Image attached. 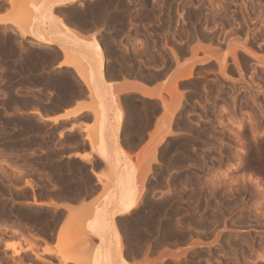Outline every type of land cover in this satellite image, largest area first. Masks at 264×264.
<instances>
[{"label":"rangeland","instance_id":"1","mask_svg":"<svg viewBox=\"0 0 264 264\" xmlns=\"http://www.w3.org/2000/svg\"><path fill=\"white\" fill-rule=\"evenodd\" d=\"M1 1H3L5 4H6V7H5V17H7V19H9L10 21H14L13 23L12 22H6V23H4V24H0V79L2 80H0L1 81V83H0V171H1V169H2V172L0 173V206H1V208H0V214L2 213L3 215H0V264H71V263H69V262H67V263H64L60 258H59V256H58V253H59V251H62L63 250V245L65 244H63V242L61 241V240H59V241H57L58 239H56L55 240V242H53V236H54V230H55V225H56V219H58L59 221H60V214H59V212L60 211H52L51 209H49L47 206H46V204L47 205H53V203H45L44 202V197L46 198V197H50V198H52V197H54V196H56V194H58V193H60V184H59V182H60V175H58V174H60V126L59 125H50L49 123H46L45 122V119H42L41 117H40V115H39V113L41 112L42 114H44V112L46 111V109H48V108H53V109H55V108H57V107H60V105H58V104H60V103H57L58 101H60L59 99H60V87H59V81H60V78H61V80H63L64 82H66V84H68V86L69 87H71V89L72 90H74V87L76 86L78 89L80 88V90L81 89H83V91L84 90H86V91H88V93H89V95H92L90 92H89V90H87V87L79 80V78L77 77V75H76V71H75V69L73 68V71H74V75L73 74H70V75H65V74H61L60 75V70H56V71H52V70H50V68L54 65V63L51 61L52 60V56H51V54H49L47 51H43L42 49H41V47H39V46H36V45H34V44H31V37H29V36H27V37H25V38H22L21 36H20V31H18L17 29V23H18V21H17V19L20 21V19L23 17H25L24 19H26V17H27V19L26 20H24L23 18L21 19V20H24L23 21V25H27L28 23H25V21L26 22H29L30 23V21H31V19H28V18H31L30 16H31V14H33V12L35 11V8H34V5L36 4V3H38V2H40V0H19V2L20 3H18V1H17V3L15 2V0H14V3H13V6H11V3L10 4H8L9 2H8V0H1ZM82 1H83V4H86V6H83L81 3H82ZM89 2V4L87 3V0L85 1V0H81V1H78L77 3H78V5H76L77 3H74V5L76 6H71V5H66V6H63L64 7V9H63V7L62 6H60V11L61 10H65V11H67V10H77L74 14L76 15V16H78L77 15V13H79V16H80V18L83 20H85L86 19V17H87V15H89V16H91L90 14H92L93 12V9H89L88 10V8H90L91 7V4L93 5L91 8H93L94 7V4H96V3H98V1L99 2H101L102 0H98V1H96V3H95V0H88ZM91 1L92 2H94V3H91ZM103 1H105V0H103ZM107 1V0H106ZM111 1V0H110ZM109 1V7H108V13H105L102 17H101V19H102V21L104 22L103 23V27L101 26V27H99L100 25H102V21H101V19L98 21L99 23H100V25L99 26H97L99 23H97L96 25H88V26H93V28H96V29H98V31L97 30H95V29H92V27L90 28L89 27V31H92L91 32V35L89 36V37H85L84 35V37L86 38V39H91L92 38V36L93 35H96L95 37H98L97 39L98 40H100L99 41V43H100V45H101V42H103V43H108V41H110L111 42V40H112V37H113V40L112 41H115V42H120V44H125V47L126 46H128V49H130V51H131V48L132 49H134V51L132 50V52H129V51H121L119 54V57H120V61L121 60H123V61H121V62H124L125 63V61H127V58L128 57H130V56H128L127 57V54L128 55H130V53H132V54H135L137 57H136V59H135V57L134 58H132L131 57V59L130 58H128L130 61H128L130 64L129 65H132V67H133V65L134 64H132V63H135V65H136V62H137V65L136 66H140L141 68H142V66L141 65H144L143 66V69L145 68L146 69V67H148V65H149V67H152V65H154L153 67H157L156 65H158V64H167V62L169 63V59H168V57L170 58V56H172V54L169 56V52L170 51H172L173 49H175L178 53L180 52L179 50H181L180 48L182 47V48H186V47H190L189 45H188V39H186V38H184V37H186V35H188L187 37H189V33H190V36H193V37H190V39L192 38H194V40L193 41H195V38H197V39H199V42H201V41H203V40H201L200 41V39H205L204 40V42H201L199 45H201L202 46V43H203V47L204 48H206L205 50H207L206 52H208L209 53V51H208V49L210 50V47L212 46L211 44H214L213 46H216L217 47V45L219 44V42H218V44H216V43H214L215 42V40H219L220 42H223V40L224 39H227L228 37V35H227V33H226V30L228 29V31L229 30H231L232 28L234 29L235 27L237 28H240L243 24V16L244 15H246L245 13H246V11H247V13L249 12L250 14L251 13H253L254 12V10H258L259 11V9L261 8V7H259L258 6V8L259 9H257V7L256 6H254V2L252 1V6H251V4H250V2H251V0H250V2H248L247 0H238L239 1V3H240V1H242L241 3H243L244 5H242L240 8H237V7H239V5H237L236 3H235V7L232 5L231 7H230V9L228 8V9H223V10H220L219 8L217 9L215 6V2H217V1H214V0H205L206 2V6H208L207 8L206 7H204V8H206V9H204L203 7L201 8V14L200 13H195L193 10H194V7H192V5L191 4H187V5H191V8L190 9H192L191 11L189 10V7L186 5V3L185 2H187L188 0H146L145 2H144V0H142V2H141V0L139 1V0H137L139 3L141 2V4H139L136 0H128V2H126L127 0H123L121 3H122V5L124 4V3H127V4H124L123 6H124V9H123V7H120V6H117V5H119L118 3H120V1L121 0H119V1H111L110 2ZM125 1V2H124ZM135 1V3H130V2H134ZM177 1V2H176ZM195 2H197L196 0H194ZM1 3L0 5H1V7H0V9H3V6L5 5L4 3ZM81 2V3H80ZM113 2V4H111ZM145 3V5L147 6H145L144 5V3ZM189 2V1H188ZM210 2H211V5H210ZM218 2H220V0H218ZM16 3V4H15ZM79 3H80V6H79ZM121 3H120V5H121ZM128 3H130V4H132V5H130V8H129V4ZM152 4V6H151V4ZM214 3V5L212 6V4ZM238 3V2H237ZM2 4H3V6H2ZM21 4V5H20ZM87 4H88V7H87ZM117 4V5H116ZM139 4V5H138ZM170 4H171V6H170ZM217 4V3H216ZM15 5H20V6H22L21 8H20V6H16L15 7ZM90 5V6H89ZM112 5H114L113 7H112ZM121 5V6H122ZM128 5V6H127ZM153 5L154 6H159L160 5V7L159 8H157V7H155L157 10H155V9H153L154 7H153ZM237 5V6H236ZM68 6H70L71 7V9H68V8H70V7H68ZM148 9H146L145 7ZM168 6H170V8L168 7ZM204 6H205V4H204ZM13 7V8H12ZM62 7V8H61ZM77 8V9H74V8ZM114 7H115V9H114ZM118 9H117V8ZM120 7V8H119ZM125 7H126V9H125ZM140 7H143V9H141ZM153 7V8H152ZM170 10H172L173 11V14H172V12H171V10L169 11H167V8ZM172 7V8H171ZM187 7V8H186ZM216 8V9H213V8ZM254 7V8H253ZM256 7V8H255ZM73 8V9H72ZM80 8V9H79ZM83 9V12H81L82 11V9ZM87 8V10H85ZM113 8V14H114V16H115V19H112V21H111V16H113V14H111V9ZM129 8V9H128ZM144 8L146 9L145 10V15L144 16H147L146 18L147 19H145L144 18V16H142V18L144 19H142V18H140V16L142 15V13L144 12ZM149 8H151V9H149ZM161 8V9H160ZM163 8V9H162ZM231 8H233V9H235V10H233V9H231ZM243 8V9H242ZM251 8H253L252 10H253V12H251L252 10H251ZM118 11H117V10ZM120 9V10H119ZM130 9H131V12H130ZM135 9V10H134ZM139 9V10H138ZM202 9H204V10H202ZM209 9V10H208ZM239 9H242L243 11H241V10H239ZM262 9V8H261ZM116 10V11H115ZM123 10V11H122ZM125 10L129 13H126L125 14ZM142 10V11H141ZM150 10V11H149ZM160 10H161V12H160ZM163 10V11H162ZM168 12V14H166L167 12ZM187 10V11H186ZM218 12H217V11ZM229 12H231V14H229L228 13V11ZM237 10H239V11H237ZM86 11V14H84V12ZM91 11V12H90ZM121 11H122V13L124 14V17L126 16V17H128V18H130V16H131V18L133 17V19H127L126 18V23H125V19H124V17H123V15H122V17H123V19H121L122 17L120 16V13H121ZM138 11V12H137ZM149 11V12H148ZM158 12V15L156 14L157 12ZM164 11H165V14H164ZM186 11V12H185ZM223 11H225V12H222ZM235 13V14H233V12ZM236 11V12H235ZM241 11V12H240ZM261 11V10H260ZM259 11V12H260ZM90 12V13H89ZM115 12V13H114ZM136 12V13H135ZM139 12H141L140 14H139ZM155 15V18L154 19H152L153 17H154V15L152 16V18H151V15H152V13ZM176 12H178V13H182V15L184 16L186 13H188V15L190 16V12H194L196 15H194V16H192L191 17V20H193L194 18H196L197 17V20L198 21H196V22H194L193 21V23H195L196 25H198V26H195V24L194 25H192L193 23L189 20L190 18L187 16V18H186V16H184L183 18H184V20H183V18H181L182 17V15L180 16V14H179V16L177 15L178 13H176ZM218 13V14H220V17L222 18V17H224L225 16V18H223V19H220L218 16V14H216V13ZM220 12V13H219ZM239 12V13H238ZM242 12H243V14H242ZM118 13V14H117ZM147 13H149V15H146ZM151 13V14H150ZM170 13V14H169ZM176 13V14H175ZM185 13V14H184ZM225 13H226V15L228 14V17H231V18H229L230 19V21H227V18L228 17H226V15H225ZM83 14V15H82ZM115 14H117L119 17V20H118V18H117V16L115 15ZM137 14H139L140 16H138ZM160 14H162L161 16H163L162 18L160 17ZM173 16H172V15ZM198 14H199V17H198ZM204 14V15H203ZM234 16H233V15ZM24 15V16H23ZM110 15V16H109ZM129 15V16H128ZM164 15H166V17L164 16ZM168 15V16H167ZM177 15V16H176ZM187 15V14H186ZM211 15V16H214V15H216V18L218 17V19H220L221 20V22H219L220 20H218V19H216V18H214V17H212L211 18V16L209 17V16ZM231 15V16H230ZM241 15V16H240ZM243 15V16H242ZM19 16L21 17L20 19H19ZM84 16H86L85 18H84ZM89 16H88V19L87 20H89V24H92V21H93V19H94V16L93 17H90V19H89ZM108 16V17H107ZM114 16H113V18H114ZM134 16H136L135 18H136V20H134L135 18H134ZM157 16V17H156ZM201 16V17H200ZM204 18H203V17ZM205 16H207L206 18H205ZM105 17V18H104ZM139 17V18H138ZM159 17H160V21H159ZM167 17H169V18H167ZM171 17V18H170ZM175 17V18H174ZM209 17V18H208ZM237 17V18H236ZM240 17V18H239ZM242 17V18H241ZM92 18V19H91ZM157 18V19H156ZM180 18H181V20H183L182 22H181V20H180ZM189 18V19H188ZM104 19H108V20H106L108 23L110 22V25H111V27H110V25H109V28H107L108 27V25L107 26H105V24H107V22L104 20ZM109 19H110V21H109ZM121 19V20H120ZM143 20L142 21V23H144L145 24V26H144V24L142 25L141 24V21L140 20ZM156 19V20H155ZM164 19V20H163ZM167 19H169V20H167ZM173 21H172V20ZM178 19V20H177ZM204 19V20H203ZM208 21H206V20ZM212 19V20H211ZM213 19H216V20H218V21H214ZM236 19V20H235ZM263 19V20H262ZM261 20H260V22L257 24V27L255 28V26H256V24H254L253 23V21L255 22V20H253V19H251V20H249V21H251V22H249L250 23V26H247L246 27V25H243V28H246V29H244L243 30V32L241 33V34H243V36L242 35H240L241 36V38H240V40L241 41H244V37L245 36H247V35H245V33H249L248 34V36H247V38L251 41H249L248 39H246V40H248V44L250 43V45L252 46V48H254V43H255V48L254 49H256V50H260V48H264V47H262V46H264L263 44H264V39H263V37H264V35H263V33L262 32H264V17L262 18ZM90 20H92V21H90ZM115 20V21H114ZM118 20V21H117ZM129 20H131V21H133V22H135V23H131V21H128ZM145 20H146V22L148 21V23H145ZM149 20H150V22H149ZM158 20V21H157ZM163 20V23H161V21ZM175 20H176V22H175ZM202 20V21H201ZM211 20V21H210ZM222 20H225V22L227 23H225V22H223ZM233 20V21H232ZM238 20V21H237ZM240 20H241V23H240ZM16 21H17V23H16ZM114 21V22H113ZM120 21V22H119ZM121 21H124V22H121ZM138 21L140 22V23H138ZM165 21H166V23L168 22L169 23V21L171 22V23H169L168 25L167 24H164L165 23ZM178 21V22H177ZM188 21V22H187ZM207 23H205V22ZM214 21V22H213ZM232 21V22H231ZM262 21H263V23H262ZM106 22V23H105ZM128 22V23H127ZM179 22H181V23H179ZM189 22H191V24L189 23ZM199 22V23H198ZM201 22V23H200ZM205 23L204 25H202L203 26V28H200V27H202L201 26V24L202 23ZM223 22V23H222ZM9 23H11L12 24V27H9ZM112 23V24H111ZM114 23V24H113ZM116 23H117V25H116ZM119 23H121V24H119ZM122 23H124V24H122ZM137 23V24H136ZM159 23H161V24H159ZM208 23H210V24H208ZM213 23V24H212ZM225 24V25H221V24ZM230 23V24H229ZM232 23V24H231ZM241 25H240V24ZM253 23V24H252ZM126 24H128L126 27H124ZM129 24H130V26H129ZM132 24V25H131ZM141 24V25H140ZM162 24H164L163 26L165 27V25H166V27L165 28H163L162 29V27H161V25ZM189 24H190V26H189ZM236 24H238V26L236 25ZM251 24H252V27H251ZM114 25H116V26H114ZM119 25V28H117V26ZM120 25H122L121 27H120ZM124 25V26H123ZM136 25H138L137 27H139L138 29L139 30H137V27H135ZM160 25V26H159ZM186 25H188V26H186ZM206 25V26H205ZM209 25H210V27H211V25H212V27L210 28L209 27ZM214 25V26H213ZM226 25H228V26H226ZM230 25L232 26L231 28H230ZM233 25H234V27H233ZM239 25H240V27H239ZM95 26H97V27H95ZM114 26V27H113ZM130 28H129V27ZM143 26H144V28H143ZM158 26L160 27V28H158ZM186 26V27H185ZM193 26V27H192ZM204 26L206 27V30H207V26H208V29H212V30H216L215 31V33H213V34H211L213 31H211V33L210 32H208V30H207V32H206V30H205V28H204ZM25 27V26H24ZM99 27V28H98ZM124 27V28H123ZM187 27H191L190 28V30L192 31L193 29H194V27H195V29H197V30H193L192 32H189V28H188V30H186L185 28H187ZM251 27V28H250ZM26 28L28 29L29 28V24H28V26H26ZM114 28V29H113ZM116 28V29H115ZM127 28H129V29H127ZM140 28H141V30H140ZM159 30H158V29ZM185 29V31H184V33L185 34H182V30H184ZM200 28V29H199ZM223 30H222V29ZM235 28V29H236ZM242 28V27H241ZM258 28V29H257ZM117 29H118V31H117ZM120 29H122V30H120ZM134 29H136L137 31V35H136V37H135V35L134 34H136V33H134L135 32V30ZM146 31H145V30ZM162 29V30H161ZM201 29H204V30H201ZM251 29H253V30H251ZM255 29V30H254ZM112 30V31H111ZM134 30V31H133ZM151 30V31H150ZM156 30H158V31H156ZM162 32H161V31ZM198 30H199V32L200 33H202V32H204V34H201V35H199L200 33H198ZM209 30V31H210ZM247 32H246V31ZM257 30V31H256ZM259 30V31H258ZM129 31V32H128ZM131 31V32H130ZM133 31V32H132ZM140 31V32H139ZM145 31V32H144ZM197 31V32H196ZM223 31V32H222ZM227 31V32H228ZM245 31V32H244ZM248 31H251V32H248ZM262 31V32H261ZM116 32H118V34H116ZM139 32V33H138ZM149 32H153L152 34H153V36H152V34L150 33L149 34ZM161 33V34H159V33ZM178 32H180V33H178ZM186 32L188 33V34H186ZM194 32H195V34H198V37H197V35L195 36V34H194ZM205 32H206V34L208 33V34H210V35H213L212 37H215L216 36V34L217 33H219V35H220V37H218L219 35L217 34V36H216V38H219V39H216V38H212V37H209L210 35H208L207 34V37H206V35H205ZM221 32V33H220ZM226 33V34H223V33ZM252 32H254L253 34L255 35V33H257V35H255V36H253V34H252ZM261 33V35L263 36H261L260 35V33ZM85 33V32H84ZM113 33H115V35H112ZM147 35H146V34ZM165 35H164V34ZM192 33V34H191ZM145 34V35H144ZM178 34H179V36H178ZM182 35V37H181V35ZM194 34V35H193ZM223 34V35H222ZM156 35V36H155ZM175 37H174V36ZM202 35H203V37H202ZM226 35V36H225ZM258 35H259V37H261L260 38V40L259 39H257V38H259L258 37ZM112 36V37H111ZM149 36V37H151V38H148L147 40L148 41H146V44H144L145 42H144V40H145V38H147V37ZM160 36V37H159ZM165 36V37H164ZM180 37V40H181V38H182V40H183V38H184V40H186V41H184L183 43H185V45H188V46H185V45H183L182 44V40L180 41L179 39H177V37ZM195 36V37H194ZM199 36H201L200 38H199ZM224 36H225V38H224ZM251 36H253V37H255V38H253V37H251ZM205 37V38H204ZM222 37V38H221ZM243 37V38H242ZM250 37V38H249ZM135 38V39H134ZM153 38V39H152ZM154 38H155V40H154ZM174 38H176V40L174 39ZM213 39L214 41H212L211 39ZM224 38V39H223ZM246 38V37H245ZM253 38V40L255 39L256 40V42H255V40L253 41V40H251ZM111 39V40H110ZM158 39H159V44H158ZM160 39H161V41H160ZM191 39V40H192ZM196 39V40H197ZM211 40L210 41V45H209V41L208 40ZM243 39V40H242ZM263 39V40H262ZM135 40V41H134ZM137 40V41H136ZM151 40H153V41H151ZM179 42H181L180 44L178 43V47H180V48H178V50H177V42L178 41ZM207 40V41H206ZM239 40V41H240ZM262 40V41H261ZM150 41V42H149ZM154 41H155V43H154ZM156 41H157V43H156ZM175 41H177V42H175ZM190 41V40H189ZM205 41H206V43H205ZM216 41V42H217ZM224 41H226V40H224ZM252 41L254 42L253 44H252ZM261 41V42H260ZM109 42V43H110ZM134 42L135 43H137L136 44V46H134L135 44H134ZM154 43V45H153V43ZM164 42V43H163ZM186 42H188V43H186ZM192 42V41H191ZM191 42H190V45H191ZM196 42V41H195ZM197 42H198V40H197ZM212 42V43H211ZM261 43V44H257L256 45V43ZM133 43V44H132ZM149 43H151L150 44V48H148V49H150L151 50V53L153 54V55H155V56H152L153 58L155 57V61L153 60V64L151 63L152 62V57L151 58H149V56L150 55H152L151 53H150V50H149V52H147V51H144V49H142V48H146V47H149ZM162 43V44H161ZM89 44V45H88ZM111 44V43H110ZM155 44H157V52L159 53V52H163V54H161V55H163L162 56V58H160L161 56L160 55H158V54H156L157 52H155L156 51V49H153V47L155 48L156 47V45ZM164 44H166V45H164ZM183 46H182V45ZM204 44H206V45H209L210 47H205L204 46ZM216 44V45H215ZM224 44H226V45H224ZM132 45L134 46V48L132 47ZM142 45L144 46V47H142ZM151 45H153V46H151ZM164 47H163V46ZM180 45V46H179ZM192 45L193 46H195V44H194V42H192ZM196 45H198V43L196 44ZM228 45H231V44H227V42L226 43H220V45H218V49L219 50H217V48L215 47L214 49H216L217 51H214V49H212L213 50V52H215V53H220L221 52V50H220V48L222 47L223 48V50H224V48H227L228 47ZM261 45V46H260ZM87 46H89V47H92V44L91 43H87ZM161 46V48H159ZM176 46V47H175ZM27 47V48H26ZM62 46H60V48H61ZM175 47V48H174ZM127 48V47H126ZM162 48H164V50L162 49ZM166 48V49H165ZM208 48V49H207ZM212 48V47H211ZM257 48H259V49H257ZM62 49V48H61ZM127 49V50H128ZM159 49V50H158ZM228 49H229V47H228ZM227 49V50H228ZM135 50L136 51H138V53L137 52H135ZM155 50V51H154ZM174 50V51H175ZM212 50H210V51H212ZM227 50H225L224 51V53H226V51ZM230 50V49H229ZM141 51H143L142 53H141ZM154 51V52H153ZM165 51H168V52H165ZM175 51V52H176ZM182 51H185V49H182ZM202 50H198V52H197V54H202L203 52H201ZM261 51V50H260ZM259 51V52H260ZM63 52V51H62ZM144 52H146L147 54H149V56L147 57V56H144L145 54H143ZM161 52V53H162ZM165 52V53H164ZM176 52V53H177ZM205 52V54H208V53H206ZM228 52V51H227ZM238 52V54H240V55H238L237 54V58H239V57H242V59H245V57H247L246 55H244V54H241L240 52L241 51H237ZM262 52V51H261ZM264 52V51H263ZM168 53V54H167ZM223 52H221L220 54H222ZM223 53V54H224ZM64 54V53H63ZM132 54H131V56H132ZM160 54V53H159ZM166 56H165V55ZM264 54V53H263ZM135 55H133V56H135ZM143 55V56H142ZM156 55H158L157 57L159 58H157L156 57ZM184 57H185V54L183 55ZM188 56V55H187ZM239 56V57H238ZM245 56V57H244ZM147 60H149V59H151V61H150V63L151 64H149V63H145L146 62V59ZM165 57L167 58V59H165ZM229 57V58H228ZM231 57V55H227L226 56V60H228V62L229 61H231V63L232 64H230V63H228V64H230V66H232V67H234V63H233V60H231V59H233V58H230ZM244 57V58H243ZM124 58V59H123ZM138 58V59H137ZM143 58H144V60H145V62H144V60H143ZM157 58V59H156ZM181 58H182V56H180V60H181ZM104 59H105V56H104ZM126 59V60H125ZM135 61H134V60ZM165 62H163L162 60ZM165 59V60H164ZM241 59V60H242ZM25 60V61H24ZM162 61V62H160V61ZM166 60H168V61H166ZM239 60V59H238ZM248 60V61H247ZM250 58L249 59H245V60H243V61H245V62H243V61H240L241 63L243 62V69H244V67L246 66V65H248V66H251V64L250 63H252V62H250ZM134 61V62H133ZM149 61H147V62H149ZM246 61L248 62V63H246ZM22 62V63H21ZM29 63V64H27V65H23V64H25V63ZM128 62H126V63H128ZM160 62V63H159ZM213 62V61H212ZM250 62V63H249ZM138 63H140V64H138ZM143 63V64H142ZM155 63H156V65H155ZM158 63V64H157ZM244 63H246L245 65H244ZM22 64V65H21ZM160 64V65H161ZM161 65V67L163 66V68L164 67H166V65L164 66V65ZM218 63L216 62V66H218L217 65ZM21 65V66H20ZM134 65V66H135ZM147 65V66H146ZM25 66H27V67H25ZM203 66H208V64H206V65H203ZM229 65H228V70L230 71V69H231V71L228 73V76L230 75V76H232L233 74V77L235 76L236 78H237V76L239 75L238 73H237V75H236V69H235V67H234V71L232 70L233 68H231ZM248 66L247 67H245V70L246 69H248V70H246V71H244L243 70V73L244 74H242L243 75V77H246V78H243V77H241V78H239L238 77V79H245L244 81H241V80H239V81H237L235 78H233V77H230V80H231V78L233 79V80H235L234 82H231L230 80H228L229 79V77H228V79H225V80H221V78L222 79H224L223 77H221V75H220V77H218V75H219V67H216V69H214L215 68V66H213V67H211V68H209V66H208V69H206V70H212V68H213V70L215 71V74L212 72V71H208V73H209V75H206V74H203L204 75V77H203V75H202V73L205 71L204 69V67H202V69L203 70H201V71H203V72H200V70L198 71V69H195L196 68V66L194 65L193 66V68H192V71H193V75H195V72H196V74L197 75H195V76H193L192 75V78H189V79H186L184 82H182L184 85H185V87L183 86V84L182 83H179V81L176 83V86L178 85V86H181V88H183V90H182V92H181V89H180V87H176V89H180V92L182 93V95L183 96H185L184 98H182V95L180 96L181 98H180V100L179 101H177L178 99H176V97L175 98H172L173 96H171V98H172V100H175L176 99V101L177 102H179V105H181V106H185L184 107V109H182V107L181 106H179L180 108V111H179V109H178V111L180 112L179 114H180V116H179V114H177V116H176V113L174 114V116H173V118H172V121H171V125H172V123H173V120H174V117H175V120H176V124H175V126H174V128L176 129H184V130H181L180 132H182V134L180 133V132H178L176 135H173V136H171L172 138L170 139V142H169V140L167 139V140H165V142H162L161 144H163V145H161L160 143V145H161V148H160V151H158V149H157V146L159 145H157L156 147H154V151L152 150L151 151V149H153V148H150V152L145 156V158H144V160L142 159L136 166L135 165H131V168L132 167H134L133 169H131V171H132V174H133V176H134V174H135V176H134V180H135V178L137 179V180H135L136 182H137V185H138V188L143 184V186H144V190H145V188H147L146 187V182L145 183H143V178H144V175L146 174V172H147V170H148V168L150 169V172H148V173H152V175H151V178H150V180H149V190L148 191H146V198H145V200H148V201H142V205L140 206V209L138 210V218L140 219V221H139V224L140 223H142L143 222V220H144V222L141 224V225H139L138 226V223H137V227H139V228H137V230L138 231H142V230H144L147 234L146 235H148L147 237H150V235H151V239H149V240H151V241H149L148 239V244H147V246L149 247V251L148 250H146L147 252L146 253H149L150 251H151V249H153V248H160L161 247V249H163L164 250V248L166 247L167 249H170L171 247V249H175L176 247H178V248H176V249H178V250H180L181 248L182 249H187V251H186V256L184 257H182L181 258V260H180V262H179V260L177 261V260H174V259H172L171 260V258H165V257H161V260L162 261H160L161 263L160 264H172L174 261V263H176V264H180L181 262L183 263V261H184V264L187 262V264L189 263V264H191V262H192V264H249L250 262H252V263H254V264H264V258H261V255H262V251L261 250H263L264 251V201H261L260 200V198H259V190H260V188L259 187H257L258 186V184H257V180H259L261 177H264L263 175H264V172H262V168H260L256 163H257V161H253V157H251L250 155H249V153H248V151L245 149V145L244 144H246L245 143V140H243L244 142L242 143V141H240L241 142V144H240V142L238 143L237 141H239L237 138H235L234 139V132H235V129H236V127L239 125V128L238 129H236V130H239V132L241 133V132H244V133H246V135H247V137L248 138H251V134H250V132L248 131V129H247V125H246V123H247V121L249 120V119H247V112L251 115V116H253L252 118H254V119H256V121L258 122V124L260 125V131H258L257 133H255L254 134V137L255 138H257L258 139V141L260 142V140H262V139H264V113L262 112V113H259L261 110L260 109H258L257 110V108H260V107H258L259 105L261 106V105H264V81L262 80L263 78H264V75L262 74L263 72V69H262V71H258V73H256V74H253L252 73V71H250V67L248 68ZM24 67H25V69H24ZM139 67V68H140ZM158 67H160L159 65H158ZM172 67V66H171ZM229 67H230V69H229ZM162 68V69H163ZM207 68V67H206ZM259 69H261V68H263L262 66H260V67H258ZM161 69V70H162ZM200 69H201V67H200ZM218 69V70H217ZM258 69V70H259ZM168 71L170 70V69H167ZM166 70V72H168ZM194 70H196V71H194ZM216 70L218 71V73L216 72ZM247 71H248V73H247ZM232 72H234L232 75H231V73ZM259 72H261V75H260V73ZM198 73H201L200 75H202V77H199L200 75L198 74ZM207 73V72H206ZM207 73V74H208ZM212 73V74H211ZM251 73V74H250ZM2 74V75H1ZM211 74V75H210ZM249 74V75H248ZM259 74V75H258ZM53 75V76H52ZM56 75V76H55ZM215 75H217V77H218V79H219V82L220 83H223V84H220V83H218V82H216L217 80V77H215L214 79H212V77ZM246 75V76H245ZM43 76V77H42ZM46 76V77H45ZM206 76V77H205ZM208 76H209V78H208ZM212 76V77H211ZM256 77V80L254 79V77ZM53 77H54V80H55V77H58V78H56V80L53 82ZM211 77V78H210ZM250 77H251V81H253L250 85V87L248 86V84H249V81H250ZM253 77V78H252ZM44 78V79H43ZM47 78V79H46ZM202 78V79H201ZM203 78L204 79H206V80H203ZM52 79V80H51ZM199 79V80H198ZM201 79V80H200ZM193 80V81H192ZM203 80V81H202ZM221 80V81H220ZM232 80V81H233ZM247 80V81H246ZM256 81V83H255V81ZM50 81H52V82H50ZM58 81V82H57ZM195 81V82H194ZM199 81L202 83V88L200 87V85H201V83L199 84ZM204 81H206V82H204ZM211 81V82H210ZM215 81V82H214ZM250 81V82H251ZM262 81V82H261ZM186 82H188L187 83V85H186ZM203 82H204V84H203ZM226 82V83H225ZM245 82V83H244ZM247 82V83H246ZM191 83V84H190ZM193 83H198V84H196V85H199V86H195ZM207 85H206V84ZM214 83V84H213ZM232 83V85L231 86H233V87H231L230 86V84ZM234 83H235V85H234ZM168 84H170V83H168ZM194 85V87H193V85ZM208 84H210V86L212 85V88H213V85H214V88L212 89V88H210V86L208 85ZM219 84H220V86H221V88H219L220 86H219ZM225 84V85H224ZM244 84V85H243ZM261 84V85H260ZM79 85L82 87H79ZM204 85H205V87H204ZM215 85H216V87H215ZM57 86V87H56ZM74 86V87H73ZM168 86V85H167ZM167 86L165 87L166 89H167ZM219 86V87H218ZM222 86H224V88L222 87ZM231 88H230V87ZM235 86H236V88H235ZM242 86H244V88L242 87ZM262 86V87H261ZM189 87V88H188ZM198 87V88H197ZM218 87V90H216L217 92H214L215 90L214 89H216ZM254 87V88H253ZM256 87V88H255ZM76 88V89H77ZM191 88H193V89H191ZM202 90H201V89ZM204 88V89H203ZM229 88V90H225V89H228ZM234 88V89H233ZM243 88V89H242ZM250 89V91H249V89ZM169 89V88H168ZM179 89H178V91H179ZM196 89V90H195ZM200 90V92H199V90ZM206 89V92L204 91ZM209 89V90H208ZM214 90V91H212V90ZM259 89V90H258ZM263 89V90H262ZM71 90V91H72ZM170 90V89H169ZM189 90V91H188ZM213 92H211V91ZM163 91H167V90H163ZM177 91V90H176ZM198 91V92H197ZM207 91H209V92H207ZM234 91V92H233ZM258 92L257 94H256V92ZM185 92H186V94H187V96L185 95ZM188 92V93H187ZM210 92H211V95H209L210 94ZM223 92V93H222ZM225 92V93H224ZM226 92H228L229 94H227ZM236 92V93H235ZM254 92H255V94H254ZM168 92H166V94H167ZM179 92H177V94H178ZM195 95V97H194V95ZM201 93H203L202 94V96H204V98H202V96H201ZM205 93V94H204ZM207 93V94H206ZM220 94L219 96V98H218V96L216 95V94ZM232 93V94H231ZM251 93V94H250ZM169 94V93H168ZM172 94H174V93H172ZM196 94H197V97H196ZM222 94H224V96L225 97H223L222 96ZM234 94V95H233ZM238 94V95H237ZM250 95V97L252 98V94H254V98H256V97H258V98H256V100H259V101H256V102H252V100H253V98L252 99H250L249 98V95ZM24 95H25V99L23 98L24 97ZM171 95V94H170ZM178 95H180V94H178ZM212 95H213V97H212ZM217 96V98L215 99L214 97L215 96ZM233 95V96H232ZM241 95V96H240ZM252 95V96H251ZM23 96V97H22ZM27 96V97H26ZM174 96H176V93H175V95ZM189 96H190V98H189ZM211 98H213L214 100H215V102L217 101H219V99L220 100H222L223 98H224V100H226L225 98H227V102L228 101H230L229 103H227L226 101H225V105H223V102H224V100H222V101H220V104H215V105H213V103H214V100L213 99H210L209 97ZM227 96V97H226ZM230 96H232L231 98H233V99H231L230 98ZM256 96V97H255ZM93 97V96H92ZM191 97H192V100H191ZM194 97V98H193ZM201 99H200V98ZM205 97H208V99H210V100H208L207 98L205 99ZM260 97H262V98H260ZM21 98V101L20 102H23L24 100V106L25 107H23V103H20L19 101H17V100H19ZM30 98V99H29ZM59 98V99H58ZM94 98V97H93ZM170 97L168 96V100H170L169 99ZM178 98V97H177ZM197 98H199V99H197ZM222 98V99H221ZM228 98H230V100H228ZM13 99V100H12ZM16 101H15V100ZM165 99V98H164ZM186 99V100H185ZM218 99V100H217ZM249 99V100H248ZM23 100V101H22ZM181 100H182V102H181ZM183 100H184V102H183ZM190 100V101H189ZM198 100H200L202 103H200V101L198 102ZM212 100H213V102H212ZM262 100V101H261ZM15 101V102H14ZM28 101V102H27ZM188 103H187V102ZM206 101V102H205ZM233 101V102H232ZM240 101V102H239ZM192 102H194V104H192ZM198 104H197V103ZM205 102V103H204ZM209 102V104H207ZM212 102V103H211ZM243 102H245V103H243ZM247 102V103H246ZM259 102L261 103V104H259ZM26 103H28L27 105H26ZM172 103L174 104V106H175V102L174 101H172L170 104L172 105ZM181 103V104H180ZM186 103V104H185ZM211 103V104H210ZM219 103V102H218ZM222 103V104H221ZM232 103V104H231ZM240 103V104H239ZM255 103H258V106H257V104H255ZM22 104V105H21ZM115 104H117L118 105V102H117V97H116V101H115ZM200 104H206V105H210V107H206V105L204 106H201ZM228 104V105H227ZM249 106H248V105ZM189 105V106H188ZM192 105H194V106H192ZM211 105H213V107L215 106V108L216 109H218V111L220 112V114H217V110L216 109H214V108H211L212 106ZM219 105V106H218ZM220 105H222L221 107H220ZM231 105L232 106H234V105H236L235 107H232L231 108ZM251 105V106H250ZM255 105V106H254ZM217 106L218 107H220V108H217ZM230 106V107H229ZM23 107V108H22ZM118 107H119V105H118ZM171 107H173V106H171ZM193 107H195V109L193 108ZM203 107L204 108H207V109H203ZM223 107L224 108H226V107H228L226 110H228L227 112L226 111H224V113H223ZM244 107V108H243ZM254 107V108H253ZM120 108V107H119ZM185 108H187V109H185ZM192 108V109H191ZM222 108V110L220 111V109ZM233 108H234V110H233ZM246 108V109H245ZM250 108V109H249ZM263 109H264V106L262 107ZM45 109V110H44ZM194 109V110H193ZM203 109V110H202ZM209 109V110H208ZM231 109V110H230ZM239 109V110H238ZM38 110V114H37V112L36 111ZM182 110V111H181ZM186 110H187V112H186ZM208 111V113H206L207 111ZM241 110V111H240ZM260 110V111H259ZM122 110L120 109V112H121ZM177 111V112H178ZM230 111V115H226L228 112ZM233 113H232V112ZM239 111V112H238ZM243 111V113H241ZM247 111V112H246ZM249 111H251V112H249ZM264 111V110H263ZM198 112V113H197ZM209 112H210V114H209ZM214 112V113H213ZM216 112V113H215ZM218 112V113H219ZM221 112L223 113V114H221ZM204 113V114H203ZM216 116V118H214V115ZM254 113V114H253ZM259 113V114H258ZM185 117V116H189L188 118L190 119H186L187 117H185V120H184V117L182 116V115ZM201 115V117L199 116V115ZM206 114V115H205ZM232 114H235V115H232ZM243 114V117L241 116ZM244 114H246V115H244ZM256 114V115H255ZM203 115H205V117L203 116ZM208 115V116H207ZM210 115V116H209ZM218 115H220V116H218ZM259 115V116H258ZM121 116H122V118H123V112H121ZM221 116H223V117H221ZM226 116H227V118H226ZM232 116V117H231ZM255 116H257V117H255ZM180 118L181 119V123H180V119L179 120H177L176 118ZM183 119H182V118ZM220 117H221V119H220ZM239 117V118H238ZM241 117V118H240ZM206 118V119H205ZM226 118V119H225ZM249 118V117H248ZM213 119V120H212ZM229 119H232V120H229ZM240 119H242L241 121H242V123H239V121H240ZM46 120H48V119H46ZM175 120H174V122H175ZM228 120V121H227ZM246 120V121H245ZM188 121V122H187ZM194 121V122H193ZM196 121V122H195ZM211 121V122H210ZM213 121V122H212ZM221 121V122H220ZM238 121V122H237ZM245 121V122H244ZM178 122V123H177ZM184 122H186L185 123V125L184 124H182V123H184ZM220 122V123H219ZM193 124V126L191 125V124ZM203 123V125H200V124H202ZM205 123V124H204ZM214 125H213V124ZM180 124H182L183 126H185V127H183L182 125H180ZM186 124H189V125H186ZM208 124V125H207ZM217 124V125H216ZM229 124H231V125H233V126H236L235 128H234V131L232 132L231 130V125H229ZM212 125V126H211ZM224 125V126H223ZM225 125H227V126H225ZM192 127H193V129H192ZM197 127V128H196ZM207 127V128H206ZM87 128V127H86ZM173 128V129H174ZM187 128V130L188 129H190L191 131H192V133L190 132V130H188V132H187V130H185ZM197 130H196V129ZM201 128V129H200ZM233 128V127H232ZM98 131H100L99 130V128L97 127L96 128ZM176 129V130H177ZM208 130V132H206V130ZM211 129V130H210ZM199 130V132H196V131H198ZM212 132V133H209L210 131ZM245 130V131H244ZM96 132L98 135H99V133H101V132ZM183 131H186V132H183ZM195 131V132H194ZM202 131V132H201ZM247 131H248V133H247ZM175 132H177V131H175ZM261 132V133H260ZM185 133V134H184ZM199 133V134H198ZM217 133V134H216ZM191 134V135H190ZM195 134H197V135H195ZM214 134H216L215 135V137H214ZM250 134V135H249ZM257 134V135H256ZM189 135V136H188ZM199 135V136H198ZM176 136V137H175ZM178 136V137H177ZM191 136V140L193 141V139H195L194 140V142H192V141H189V142H187L188 140H190L189 139V137ZM201 136V137H200ZM205 138V140H203V137ZM182 137V138H181ZM184 137V138H183ZM185 137H188V139H186ZM263 137V138H262ZM173 138H179V139H177V141H176V139H173ZM201 138H202V140H201ZM219 138V139H218ZM182 139V141L186 144H184V143H182V142H180V140ZM185 139H186V141H185ZM260 139V140H259ZM174 140H175V142H174ZM168 141V142H167ZM205 141V142H204ZM236 141V142H235ZM174 142V143H173ZM179 145H181V143H182V146H178V144ZM190 142L192 143L190 146H189V144H190ZM203 142V143H202ZM169 143V144H168ZM170 143H173V144H170ZM184 144V145H183ZM188 144V145H187ZM195 146H194V145ZM237 144H239V146L237 145ZM155 145V142H154V144L152 145V146H154ZM165 145V146H164ZM171 145V146H170ZM175 145V146H174ZM244 145V146H243ZM169 146L170 147H172V146H174L173 147V149L176 147V146H178L179 147V149L177 150V147L174 149V150H172L173 152L174 151H176L174 154H173V152H171V155H170V151H171V149L169 148ZM188 146V147H187ZM192 146V147H191ZM195 148H194V147ZM241 146H243L242 148L243 149H245V150H243L242 148H241ZM168 147V148H167ZM184 148H186V149H183ZM192 148V149H191ZM237 150H236V149ZM167 149H170V150H167ZM189 149V150H188ZM191 149V150H190ZM196 149V150H195ZM201 149V150H200ZM181 150H183V152L181 151ZM244 152H243V151ZM197 151V152H196ZM235 151H236V153H239V154H236L235 153ZM238 151V152H237ZM241 151V152H240ZM177 152L180 154H177ZM188 152V156H187V153ZM189 152H191L192 153V155H191V153H190V157H189ZM195 152V153H194ZM154 153V158H153V154ZM200 153V154H199ZM240 153H242V154H240ZM173 154V155H172ZM201 154H205L204 156L203 155H201ZM236 154V157H237V159H236V157L235 156H233V155H235ZM152 155V156H151ZM199 155H201L200 156V160H199ZM240 155V156H239ZM243 155V156H242ZM149 156V157H148ZM183 158H181V157ZM197 156V157H196ZM242 156V157H241ZM250 157L249 159H247L246 157ZM152 157V158H151ZM176 157V158H175ZM180 157V158H179ZM185 157V158H184ZM189 157V158H188ZM192 157H194V158H192ZM240 157V158H239ZM146 158H148V159H146ZM173 158H175V159H173ZM177 158H179V159H177ZM234 158V159H233ZM239 158V159H238ZM157 159V160H156ZM173 159V160H172ZM183 161H182V160ZM184 159H185V161H184ZM199 160V162L197 163L196 161L194 162V160L192 161V163L194 164H192L191 163V161H187V160ZM236 159V160H235ZM246 159V160H245ZM157 161V167L156 168H154V169H152L151 168V163L152 162H155V161ZM174 160H177V161H174ZM241 160H243V161H241ZM248 160V161H247ZM146 161V162H145ZM148 161V162H147ZM173 162V163H172ZM188 162V163H187ZM240 162V163H239ZM243 162V163H242ZM247 162V163H246ZM254 162V163H253ZM178 163V164H180V166L178 165V167H175V166H177L176 164ZM182 163V164H181ZM186 165H185V164ZM189 164V165H188ZM196 164H198V166L196 165ZM244 164V165H243ZM255 164V165H254ZM175 165V166H174ZM185 165V166H184ZM191 165H192V167H191ZM202 167H201V166ZM242 165H243V167H244V169H243V167H242ZM246 165H247V167H246ZM122 166H124V162H122ZM188 168H187V167ZM197 166V167H196ZM252 166H254V168L252 167ZM256 166V167H255ZM259 167V168H258ZM178 168V169H177ZM181 168V169H180ZM183 168V169H182ZM186 168V170H187V173H189V175L186 173V170L184 171V169ZM247 168V169H246ZM253 168V169H252ZM256 168V169H255ZM178 170V172H177V170ZM146 170V171H145ZM169 170V171H168ZM248 170V171H247ZM133 171H135V172H133ZM149 171V170H148ZM181 171H183L182 173H181ZM245 171V172H244ZM4 172V173H3ZM59 172V173H58ZM249 172V173H248ZM111 173V172H110ZM148 173H147V176H146V178H145V181L148 179ZM177 173V174H176ZM187 175H186V174ZM165 176H164V175ZM179 174V175H178ZM184 174V175H186L185 177L186 178H184V179H188V177L191 179H188V180H190V182L188 183V182H186V180H183V177L184 176H182V175ZM3 175V176H2ZM110 175L111 174H108L107 176H103V178L105 179V185H108L109 183L110 184H113L112 183V179L110 178ZM257 175V176H256ZM57 176H59L58 178H56ZM160 176L163 178V179H161L160 178ZM175 176H176V178H175ZM178 176V177H177ZM179 176L180 177H182V179L180 180L179 179ZM248 176V177H247ZM12 178V179H10V181H9V179H7V178ZM199 177V178H198ZM179 179V181H177V182H179V184L181 183L182 185H183V183H184V186H185V188H187V189H185L184 188V186H182L183 187V189H176V188H178V186H179V184L177 183V185H175L176 183H175V181L176 180H178ZM203 179V180H205L206 178V180H207V184H205L204 182H203V180L200 182L199 181V179ZM205 178V179H204ZM249 178V179H248ZM253 179V180H252ZM28 180L30 181V182H28ZM56 180H57V182H56ZM164 180H166L168 183V185L165 183V181ZM160 181V182H159ZM164 181V182H163ZM182 181V182H181ZM194 181V182H193ZM197 181H199V182H197ZM252 181V182H251ZM28 182V183H27ZM169 182L171 183L170 185H169ZM82 184H84V183H87V180H85V181H82L81 182ZM108 183V184H107ZM161 183H162V186H161ZM164 183V184H163ZM188 183V184H187ZM199 183V184H198ZM204 185H203V184ZM172 184L176 187H172ZM180 184V185H181ZM193 184V185H192ZM257 184V185H256ZM164 185V186H163ZM204 186V188L206 189H204V188H202V187H200V186ZM205 185H206V187H205ZM214 185H220V188L219 187H216V188H214ZM31 186V187H30ZM166 186H168V187H166ZM222 186V187H221ZM181 187V188H182ZM193 187V188H192ZM164 188H168V193L170 194V193H174V195H175V197H173L174 195L172 194H170V195H168V196H171L170 198L168 197V199L170 200V199H172V200H174L173 201V205L175 204V203H178V205H180L181 203V210H182V208L184 207V211L182 210H180V212H181V214H182V212H184L183 214H188V213H190V214H192V213H194L195 214V216H194V214H192L191 215V218L192 217H194L195 219L196 218H198L197 220L198 221H196V226L194 227L195 229H197L198 228V230L200 231V226L201 225H204L207 229H205V227L204 226H202V227H204L203 229H204V232H202V229H201V233H199V231L198 230H195V229H191L192 231L194 230L195 232H196V234H194V233H192V231L189 229L188 231H190L191 232V238H193V240L194 241H196L198 238V240L200 241V242H202L203 244H202V246H196V247H194V249H188V248H186V247H188V246H191L192 244H193V240L190 238L189 240H192L190 243H187V238H186V241H185V239H184V241H185V243L183 242V240L182 241H180L179 240V242H182V244L180 243H177L176 241H174L175 239H173L172 241H171V243L169 242L168 243V241H166L165 240V236H164V231L165 230H162L163 231V234H162V232H161V234L163 235V237H162V235L159 233L160 232V230L158 229V228H156V226L153 228V227H151V225H148L149 226V228H151V230H153L154 229V232L152 231V233L150 232V231H148V226H146L145 224H146V222H148L147 220H149V217L153 214V211H154V208H156L155 209V219L156 218H158L159 217V213H158V211H159V205H160V202H161V200H164V198H165V200L167 199L166 197H164L163 198V196H166V193H165V190H167V189H165V190H163ZM173 188V189H172ZM195 188H196V190H198V191H196L195 190ZM205 191V193L202 191V189ZM212 188H213V191L215 192H213L212 191ZM245 188H247L248 190L245 192ZM172 191H171V190ZM174 189H176V192H177V190H178V192H177V194H175L176 192H173L174 191ZM193 191H192V190ZM201 189V190H200ZM217 189V190H216ZM144 190H143V192H144ZM161 190H163V192L161 191ZM169 190H170V192H169ZM203 193V194H201V192ZM179 191L182 193V191H184L182 194H190L189 196L187 195H182L181 193H179ZM196 191V192H195ZM217 191V192H216ZM143 192H142V194H143ZM186 192H188V193H186ZM198 192V194L200 193V195L198 196V194H195V193H197ZM245 192V193H244ZM162 193V194H161ZM167 193V194H168ZM191 193L192 194H194V196H196V197H193V195H191ZM164 194V195H163ZM183 196V199H182V196ZM160 195H162L161 196V198H160ZM177 195H180V196H177ZM204 195H206V196H204ZM104 196H105V194H104ZM141 196L142 195H140V197L139 198H141ZM192 196V197H191ZM198 196V197H197ZM200 196H201V198L205 201L207 198V201H209V202H207L206 201V203L200 198ZM202 196H204V197H206V198H204V197H202ZM179 197H181V198H179ZM191 197V199L190 200H188L187 198H190ZM104 198V197H103ZM103 198H102V200L101 201H99V202H96V204L94 203V206H95V208L93 207V209L94 210H96L97 209V207H99V205L104 201L103 200ZM192 198H193V200H195L194 202H193V200H192ZM197 198H199V199H201V201H202V203L204 204H207L208 205V207H205V206H207V205H203L200 201H199V199H197ZM36 199V201H39L41 204L40 205H38V204H35L34 203V200ZM161 199V200H160ZM180 199V200H179ZM184 199H187V202L186 201H183ZM160 200V201H159ZM164 200V201H165ZM175 200H178L177 202L175 201ZM196 200H197V202L199 203V204H201L200 206H199V208H198V206L197 207H195V208H197L196 210H204L205 208H207V210L204 212V211H202L203 213H201V212H199V215L197 214V212H196V210H195V212H190V211H192L193 209H195L194 208V204L196 203V205L198 204L197 202H196ZM258 200H260V201H258ZM179 201H181L180 202V204H179ZM143 202H144V204H143ZM184 202H186V203H184ZM191 202L193 203V205L191 204ZM188 203V204H187ZM4 205V206H3ZM144 205H146V206H144ZM176 205V204H175ZM183 205V206H182ZM185 205L186 206H188L187 208H185ZM3 206V207H2ZM54 207H55V205H53ZM153 206H154V208H153ZM192 206H193V208H192ZM205 208H204V207ZM27 207V208H26ZM34 207V208H33ZM145 207V208H144ZM202 207V208H201ZM26 208V209H25ZM36 208V209H35ZM40 208V209H39ZM152 208H153V211H152ZM5 209V210H4ZM10 210V212H12V213H10V212H7L8 210ZM31 211H29V210ZM191 209V210H190ZM3 210V211H2ZM12 210V211H11ZM17 210H19V211H17ZM144 210H145V212H144ZM147 210V211H146ZM151 210V211H150ZM187 210V211H186ZM4 211H6V213H9V214H6ZM28 211V212H27ZM47 211V212H46ZM51 213H50V212ZM4 212V213H3ZM20 212V213H19ZM25 212H27V215L28 216H24V214H25ZM30 212V214H28ZM37 212V213H36ZM41 212H43L44 213V215L46 216L45 217V219H44V215H43V213H41ZM49 212V213H48ZM54 212V213H53ZM147 212L150 214V216L147 214ZM188 212V213H187ZM208 212V213H207ZM15 213H16V215H15ZM17 213H19V215L21 216H24V217H27L26 219L25 218H23L22 216L19 218V215L17 214ZM22 213V214H21ZM24 213V214H23ZM32 213H34V214H32ZM40 213V214H39ZM145 213H146V215H145ZM152 213V214H151ZM205 213V214H204ZM36 214H39V215H36ZM42 214V215H41ZM48 214V215H47ZM52 214V215H51ZM190 214H189V216H190ZM202 214H204V216L202 215ZM207 214H209L210 215V217L211 218H209V216L207 215ZM6 217H5V216ZM12 215L14 216L15 215V218H13L12 217ZM26 215V214H25ZM32 215V216H31ZM54 215V216H53ZM145 215V216H144ZM196 215H198V216H200V215H202V216H200L201 217V219L203 220V223L202 222H200V221H202V220H200V217H198V216H196ZM207 215V216H206ZM11 216V217H10ZM57 216V217H56ZM147 216H149V217H147ZM206 216V217H205ZM10 217V218H9ZM28 217H31L32 219H30V218H28ZM50 219H49V218ZM54 217H55V219H54ZM59 217V218H58ZM208 217V218H207ZM13 218V219H12ZM88 218V217H87ZM193 218V219H194ZM17 219H18V221H17ZM21 219V220H20ZM33 219H35L36 221H34ZM79 220H77V217H76V219L75 220H73V221H69V225L70 226H68V228H66V230L64 231L65 233H64V236L66 235V236H68V237H66V240L68 239V240H70L71 238L73 239V237L74 236H76L77 235V233L78 232H80V231H78V227L82 224V222H83V225H85V226H87V225H90V224H92V221H88V219H86L87 221H88V223L86 222V220L84 221V220H82L81 218H78ZM91 218H89V220H90ZM143 219V220H142ZM205 219H206V221H208L207 222V224H206V222H205ZM211 219V220H210ZM14 220V221H13ZM57 220V221H58ZM69 220V219H68ZM68 220H67V222H68ZM158 220V219H157ZM210 220V221H209ZM45 221V222H44ZM55 221V225L52 223V222H54ZM59 221L57 222V225L59 224ZM48 222V223H47ZM49 222H50V224H49ZM66 222V223H67ZM78 222V223H77ZM201 223V225H199V223ZM75 224V225H74ZM25 225V226H24ZM50 225H54L53 226V228H54V230L52 229V234L49 236V242H47V241H45V243H44V246H40V239H37V238H39V235H41V232H40V230H42V229H46V228H48V227H52V226H50ZM57 225H56V227H57ZM143 225H145V226H143ZM194 225H195V222H194ZM193 225V226H194ZM206 225H208V227L206 226ZM38 226H40V228H38ZM72 226V227H71ZM76 226H77V228H76ZM199 226V227H198ZM23 227V228H22ZM24 227H26L25 229L26 230H24ZM67 227V226H66ZM70 227H71V229H70ZM147 227V228H146ZM201 227V228H202ZM27 228H28V230H27ZM74 228V229H73ZM141 228H144V229H141ZM156 228V229H155ZM23 229V230H22ZM32 229V230H31ZM34 229V230H33ZM69 229V230H68ZM141 229V230H140ZM145 229H147V231L145 230ZM61 230H62V228H61ZM130 230H132V227H131V229ZM155 230H157V231H159V232H156ZM208 230H210V231H208ZM27 231V232H26ZM31 231H33V232H31ZM208 231V232H207ZM37 232V233H36ZM207 234H206V233ZM48 233V231L47 232H45V235ZM156 233V234H155ZM198 233V234H197ZM159 234L161 235V236H159ZM192 234H194L196 237H192V236H194V235H192ZM216 234H217V236L219 237L218 238V241H216V242H213L212 240L214 239V237H216ZM37 237H36V236ZM57 235H58V233H57ZM153 235V236H152ZM155 235V236H154ZM157 235V236H156ZM215 235V236H214ZM220 235H221V237H220ZM2 236V237H1ZM34 236V237H33ZM73 236V237H72ZM93 236V235H92ZM58 238H59V236H57ZM56 237V238H57ZM77 237V236H76ZM146 237V238H147ZM160 237H162V238H160ZM1 238H3V239H1ZM145 238V239H146ZM196 240H195V239ZM134 239V240H133ZM139 239V238H138ZM135 239V238H132V240H133V242H135L136 240L139 242L140 241V244H142L141 245V247H140V244L137 242H135V245H139V247H140V249H142L143 247V243H144V245H146V241H144V240H142V239ZM75 240V239H74ZM74 240H72V242L74 241ZM132 240H131V238H130V240L129 239H122V244H123V247L125 246V244L127 243V242H129V245L130 246H135L134 245V243L132 242ZM161 240V241H160ZM197 240V241H198ZM142 241V242H141ZM144 241V242H143ZM154 241H155V244H154ZM163 241V242H162ZM213 242L212 244L210 243L209 244V242ZM17 242L19 243L18 244V248H19V245L20 246H22L23 247V250L21 249V251L16 255H13V246H11V243L13 244H16V246L14 245V247L15 248H17ZM67 242V241H66ZM91 242V243H90ZM130 242H131V244H130ZM160 242H162V243H160ZM164 242H165V244H164ZM172 242H173V245H172ZM7 243H10V246L12 247V249L10 248V246L9 245H7ZM174 243H175V245H174ZM179 245H177V244ZM208 243V244H207ZM32 244V245H31ZM63 244V245H62ZM67 244V243H66ZM128 244V243H127ZM152 244H153V246H155V247H152ZM167 244H170L171 245V247H169V245H167ZM191 244V245H190ZM8 247H7V246ZM29 245L30 246H32L34 249H35V251L37 252V253H39V254H41L43 257L41 258H36L35 257V255L31 252V250H30V248L28 249V247H29ZM45 245L47 246H49L48 248L50 249L49 251L47 250V251H44V247H45ZM69 245V244H68ZM150 245V246H149ZM160 245H165V247L163 248L162 246H160ZM181 245V246H180ZM67 246V245H66ZM90 246V248L92 249L93 247H95L94 246V244H93V240H91V239H89V244H88V246L87 247H89ZM146 246V247H147ZM169 248H168V247ZM83 247V246H82ZM77 248V250L79 249V250H82V249H86L85 247H83V248ZM135 247H137V246H135ZM138 247V248H139ZM152 247V248H151ZM175 247V248H174ZM90 248L88 249V250H90ZM151 248V249H150ZM165 248V249H166ZM190 248V247H189ZM191 248H193V247H191ZM166 249V250H167ZM162 250V251H163ZM194 250V251H193ZM195 252V253H193V252ZM76 252V251H75ZM192 252V253H191ZM76 253H79V251L78 252H76ZM191 254V255H190ZM196 254H197V258H196ZM40 255V256H41ZM193 255V256H192ZM195 255V256H194ZM188 256L190 257V258H188ZM192 257H194L195 258V260L194 259H192ZM187 260H185V259ZM197 259H198V261H197ZM174 260V261H173ZM89 260H87V262H88ZM167 263H166V262ZM171 261V262H170ZM193 261H195L196 263H194ZM250 261V262H249ZM179 262V263H178ZM94 264V262H88V263H86V264ZM128 263V262H127ZM147 263H150V264H152V261H150V260H147L146 261V264ZM173 263V264H174ZM181 263V264H182ZM129 264V263H128Z\"/></svg>","mask_w":264,"mask_h":264},{"label":"bare ground","instance_id":"2","mask_svg":"<svg viewBox=\"0 0 264 264\" xmlns=\"http://www.w3.org/2000/svg\"><path fill=\"white\" fill-rule=\"evenodd\" d=\"M5 1V0H4ZM17 1H18V3H20L19 2V0H15V2L17 3ZM78 1H81V0H40V2H38V3H36L35 5H34V8H35V11L33 12V14H31V18H28V19H31V21H30V23L29 22H26L25 21V23H28L29 24V28L27 29L26 28V26H28V24L26 25H23L24 23H23V21L24 20H26L27 19V17H26V19H24L23 17V19L24 20H21L22 18L19 16V19H20V21L17 19V21H18V23H17V21H16V23H17V30L18 31H20L19 33H20V36L22 37V38H25V37H27V36H29V37H31V44H34V45H36V46H39V47H43V46H45V45H48V44H50L51 45V43H58L59 45V47L60 46H62L61 48H60V50H61V52L60 53H64V54H62L63 55V60H61V62H59L58 64H57V67H60V66H67V67H72V68H74L75 69V71H76V75H77V77L79 78V80L87 87V90H89V92L92 94V95H90V97H92V99H93V103L91 102V104L90 105H94V107H92L91 108V106H90V108L91 109H93V112H92V110L90 109V111L92 112V113H94L95 114V116H94V118H97V120L96 119H94V122H95V124L97 125V127L99 128V130L100 131H98L97 129H96V127L95 126H91V127H88V128H86V139L89 141V144L91 145V147H92V150H94V151H97V152H99V153H101V155H103V158H104V161H106V163L110 166V178L112 179V185H110V186H108L109 187V189L105 192V196H104V201L99 205V207H97V209L96 210H94L93 208H89V209H85L84 208V210L82 209V210H72L73 211V213H72V215H71V217H69V220H68V222L66 223H64L62 226H61V228H62V230L60 231V228H59V230H58V235L57 236H59V238L57 237L56 239H58L57 241H59V240H63L62 242H63V250L62 251H59V253H58V256H59V258L64 262V263H67V262H69V263H71V264H84V263H88V262H94V264H128L127 263V260L125 259L126 257L124 256V250H123V244H122V238H121V235H120V232L118 231V229L119 228H117L118 226L116 225V223L114 222L115 220H114V216L115 215H117V214H129V213H131V211H132V209L136 206V205H138L139 203L138 202H140L139 201V197H140V195H142V192H143V190H144V186H143V184L138 188V186L136 185L137 184V182L135 181V180H137L136 178H135V180L133 179L134 178V176H135V174H134V176H133V174H132V171H131V169H133L134 167H132L131 168V164H130V155H128L126 152H125V150H123L122 148V145H121V143L119 144V141H120V138L119 137H117L118 135H117V132H118V130H119V125L121 124V119H122V116H121V112L119 113V115H117V113H116V111H115V101H116V96H114L113 94H112V92H111V89H110V86H109V84H108V82H105V79H104V66H106V63H105V59H104V56H105V54H104V50L102 49V45H100V43H99V41L100 40H98L97 38L98 37H95L96 35H93L92 36V38L89 40V39H86L83 35H84V32H86V30L88 31L89 30V27L91 28L92 27V29H95V30H97L98 31V29H96V28H93V26H88V25H96L97 23H99L100 21V19H101V17L105 14V13H108L107 11H108V7H109V1L110 0H105V1H101V2H99L98 0H95V3H96V1H98V3H96V4H94V7L93 8H91L93 5L91 4V7L90 8H88V10L90 9H93V13L92 14H90L91 16H89V15H87L86 14V11L84 12V14H86L87 15V17L86 16H84V18L86 17V19L84 20H82L81 18H80V16H79V13H77V15L78 16H76L74 13L77 11V10H69L68 12H69V14L71 13L72 15H74L73 17H75L74 19V21H76V25L74 26L73 25V23L72 22H70V23H72V25L74 26H71V24L69 23V21H65V19L64 18H62L61 19V17L62 16H60V19H59V17L58 16H56L55 14H54V11H53V8L54 7H56V6H66V5H71V6H73L74 5V3H77ZM86 1V0H85ZM111 1H116V0H111ZM110 1V2H111ZM117 1H119V0H117ZM116 1V2H117ZM123 0H121L120 1V3L122 2ZM130 1V0H129ZM132 1V0H131ZM137 1V0H136ZM140 1V0H139ZM146 0H144V2H145ZM179 1V0H178ZM189 1V2H188ZM187 2H185L186 3V5L187 4H191L192 5V7H194V12L195 13H200L201 12V8L203 7H208V6H206V1L205 0H196L197 2H195L194 0H188ZM210 1V0H209ZM212 1V0H211ZM214 1H217V2H215V7L218 9H220V10H223V9H230V7L234 4L235 5V3L237 4V5H239V7H237V8H240L242 5H244L243 3H241L242 1H240V3H239V1L238 0H220V2H218V0H214ZM248 2H250V0H247ZM252 1L254 2V6H256L257 7V9H259L258 8V6L259 7H261L260 9H259V11L257 10H254V12H253V8H251V12H253V13H247V11H246V15H242L243 16V25H246V27L247 26H250V23L249 22H251L252 20L251 19H253V20H255V22L253 21V23L254 24H256V26H255V28L257 27V24L260 22V20L264 17V0H251V2H250V4H251V6H252ZM0 2L2 3L3 1H1L0 0ZM6 2V1H5ZM8 4H10L11 3V6H13V3H14V0H8ZM89 1L87 0V3H88ZM125 2V1H124ZM126 2H128V0L126 1ZM138 2V1H137ZM141 2H142V0H141ZM141 2L139 3V4H141ZM143 2V3H144ZM147 2V1H146ZM145 2V3H146ZM177 2V1H176ZM238 2V3H237ZM0 3V4H1ZM4 3V2H3ZM15 3V4H16ZM81 3V2H80ZM80 3H79V6H80ZM91 3H94V2H92L91 1ZM120 3H118L119 5H117V6H120V7H123V9H124V4H127V3H124L123 5H122V3H121V5H120ZM130 3H135V1L134 2H130ZM130 3H128L129 4V8H130V5H132V4H130ZM145 3H144V5H145ZM217 3V4H216ZM5 4V3H4ZM83 6H86V4H83V1H82V3H81ZM89 4V3H88ZM88 4H87V7H88ZM111 4H113V2L111 3ZM136 4V3H135ZM138 4V5H139ZM151 4V3H150ZM204 4H205V6H204ZM21 5V4H20ZM20 5H18V6H20ZM76 5H78V3L76 4ZM191 5L189 6V5H187L188 7H189V10L191 11L192 9H190L191 8ZM210 5H211V2H210ZM214 5V3L212 4V6ZM233 5V6H234ZM236 5V6H237ZM2 6H3V4H2ZM17 5H15V7H16ZM17 6V7H18ZM75 6V5H74ZM90 6V5H89ZM114 5H112V7H113ZM128 6V5H127ZM146 6V5H145ZM144 6V7H145ZM151 6H152V4H151ZM170 6H171V4H170ZM170 6H168L169 8H170ZM245 6V5H244ZM0 7H1V5H0ZM6 7V4L3 6V8H5ZM22 6H20V8H21ZM61 7V8H62ZM67 7V6H66ZM68 7H70V6H68ZM76 7V6H75ZM81 7V6H80ZM119 7V8H120ZM147 7V6H146ZM145 7V8H146ZM154 7V8H153ZM153 9H155V10H157L155 7H157V8H159L160 7V5L158 6H154L153 5ZM213 8V9H216V8ZM235 7V6H234ZM246 7V6H245ZM255 7V8H256ZM2 8V7H1ZM13 8V7H12ZM74 8V7H73ZM72 8V9H73ZM117 8V7H116ZM128 8V9H129ZM141 9H143V7H140ZM144 8V12L142 13V15L140 16L139 14L141 13V12H139V14H137L138 16H140V18H142V16H144L145 15V10L147 9H145ZM167 8V7H166ZM172 8V7H171ZM187 8V7H186ZM206 8H204V9H206ZM63 9H64V7H63ZM68 9H71V7L70 8H68ZM74 9H77V8H74ZM80 9V8H79ZM82 9V8H81ZM114 9H115V7H114ZM118 9V8H117ZM116 9V10H117ZM125 9H126V7H125ZM149 9H151V8H149ZM161 9V8H160ZM163 9V8H162ZM204 9H202V10H204ZM231 9H233V8H231ZM236 9V8H235ZM235 9H233V10H235ZM243 9V8H242ZM242 9H239V10H241V11H243ZM85 10H87V8L85 9ZM112 11H111V14H113V8L111 9ZM115 10V11H116ZM120 10V9H119ZM127 10V9H126ZM125 10V14L126 13H128L127 11ZM135 10V9H134ZM139 10V9H138ZM148 10V9H147ZM169 9L167 8V11H168ZM171 10V9H170ZM169 10V11H170ZM209 10V9H208ZM239 10H237V11H239ZM118 11V10H117ZM123 11V10H122ZM122 11H121V13H120V16L122 17V15H123V17H124V12L122 13ZM142 11V10H141ZM150 11V10H149ZM148 11V12H149ZM163 11V10H162ZM166 11V10H165ZM165 11H164V14H165ZM166 11V12H167ZM187 11V10H186ZM185 11V12H186ZM217 11V10H216ZM219 11V10H218ZM217 11V12H218ZM228 11V10H227ZM230 11V10H229ZM228 11V13L229 14H231V12H229ZM240 11V12H241ZM64 12V11H63ZM81 12H83V9H82V11ZM91 12V11H90ZM89 12V13H90ZM130 12H131V9H130ZM138 12V11H137ZM157 12V11H156ZM160 12H161V10H160ZM171 12H172V14H173V11L171 10ZM192 13V12H190V16L188 15V13H184L185 15L184 16H186V18H187V16L190 18H188L192 23H193V21L194 22H196V21H198L197 20V17L196 18H194L193 20H191V17L192 16H194V15H196L195 13ZM222 12V11H221ZM223 12H225V11H223ZM222 12V13H223ZM233 12V11H232ZM236 12V11H235ZM66 13V12H65ZM65 13H63V14H65ZM115 13V12H114ZM136 13V12H135ZM152 13V12H151ZM150 13V14H151ZM162 13V12H161ZM176 13H178V12H176ZM175 13V14H176ZM181 13V12H180ZM180 13H178L177 15L179 16V14ZM216 13V12H215ZM220 13V12H219ZM239 13V12H238ZM69 14H67L66 13V15H69ZM109 14V13H108ZM118 14V13H117ZM117 14H115L116 16H117V18L119 17ZM129 14V13H128ZM155 14V13H154ZM153 13H152V15H151V18H152V16L154 15ZM157 15H158V12L156 13ZM166 14H168V12L166 13ZM170 14V13H169ZM171 14V15H172ZM194 14V15H193ZM201 14V13H200ZM216 14H218V13H216ZM233 14H235L234 12H233ZM232 14V15H233ZM242 14H243V12H242ZM1 16H0V24H4V23H6V22H14V21H10L9 19H7V17H5L2 13L0 14ZM83 15V14H82ZM94 16V19H93V21L92 20H90V21H92V24H89L90 22H89V20H87L88 19V16H89V19H90V17H93ZM146 15H149V13H147ZM162 14H160V17L162 18L163 16H161ZM174 15V14H173ZM172 15V16H173ZM176 15V16H177ZM182 15V13L180 14V16ZM192 15V16H191ZM204 15V14H203ZM219 16V18L220 19H223V18H225V16L224 17H220V14H218ZM225 15H226V13H225ZM24 16V15H23ZM110 16V15H109ZM113 16H114V14H113ZM113 16H111L112 18H111V21H112V19H115V16H114V18H113ZM127 16V15H126ZM124 17V19H125V23H126V18L127 19H130L131 18V16H130V18H128V17ZM129 16V15H128ZM150 16V15H149ZM165 17H166V15H164ZM168 16V15H167ZM183 15H182V17L181 18H183L184 17ZM197 16V15H196ZM209 16V15H208ZM211 16V15H210ZM209 16V17H210ZM215 16V17H214ZM214 16H211V18L212 17H214V18H216V15H214ZM231 16V15H230ZM234 16V15H233ZM241 16V15H240ZM70 16H67V18H69ZM73 17H71V19L73 18ZM108 17V16H107ZM123 17L121 18V19H123ZM136 16H134V18H135ZM147 16H144V18L145 19H147L146 18ZM157 17V16H156ZM160 17H159V21H160ZM198 17H199V14H198ZM201 17V16H200ZM203 17V16H202ZM207 16H205V18H206ZM208 17V18H209ZM218 17L216 18V19H218ZM226 17H228V14L226 15ZM232 17V16H231ZM231 17H228L227 18V21H230V19L229 18H231ZM66 18V19H67ZM105 18V17H104ZM139 18V17H138ZM155 18V15H154V17L152 18V19H154ZM167 18H169V17H167ZM171 18V17H170ZM175 18V17H174ZM181 18H180V20H181ZM185 18V17H184ZM184 18H183V20H184ZM204 18V17H203ZM233 18V17H232ZM237 18V17H236ZM240 18V17H239ZM242 18V17H241ZM63 19H64V21H63ZM71 19H67V20H71ZM92 19V18H91ZM103 19V18H102ZM102 19H101V21H102ZM120 19V20H121ZM131 19H133V17L131 18ZM143 19V18H142ZM157 19V18H156ZM155 19V20H156ZM216 19H213L214 21L216 20ZM220 19H218V20H220ZM73 20V19H72ZM105 21L106 20H108V19H104ZM118 20H119V18H118ZM117 20V21H118ZM134 20H136V18L134 19ZM133 20V21H134ZM140 20V19H139ZM144 20V19H143ZM143 20H140L141 21V24L143 25L144 23H142V21ZM164 20V19H163ZM163 20L161 21V23H163ZM167 20H169V19H167ZM172 20V19H171ZM178 20V19H177ZM183 20H181V22L183 21ZM196 20V21H195ZM204 20V19H203ZM206 20V19H205ZM212 20V19H211ZM210 20V21H211ZM218 20H216V21H218ZM236 20V19H235ZM249 20H251V21H249ZM263 20V19H262ZM73 21V22H74ZM99 21V22H98ZM109 21H110V19H109ZM110 21V22H111ZM115 21V20H114ZM113 21V22H114ZM128 21V20H127ZM129 21H131V20H129ZM128 21V22H129ZM133 21H131V23L133 22ZM158 21V20H157ZM173 21V20H172ZM202 21V20H201ZM207 21V20H206ZM213 21V22H214ZM215 21V22H216ZM223 22H225V20H222ZM226 21V22H227ZM233 21V20H232ZM231 21V22H232ZM238 21V20H237ZM67 22V23H66ZM107 22V21H106ZM105 22V23H106ZM110 22L108 23L107 22V24H105V26H107L108 25V27L107 28H109V25H110ZM120 22V21H119ZM121 22H124V21H121ZM127 22V23H128ZM144 22V21H143ZM149 22H150V20H149ZM175 22H176V20H175ZM178 22V21H177ZM181 22H179V23H181ZM188 22V21H187ZM191 22H189L190 24H191ZM205 22V21H204ZM202 23L201 24V26L202 25H204L205 23ZM208 22V21H207ZM219 22H221V20L219 21ZM222 22V23H223ZM225 22V23H226ZM70 25H69V24ZM75 23V22H74ZM103 21H102V25H100V23L97 25V26H99V27H103ZM133 23H135V22H133ZM132 23V24H133ZM138 23H140L139 21H138ZM145 23H148V21L146 22V20H145ZM161 23H159V24H161ZM169 23H171L170 21H169ZM168 22L166 23V21H165V23L164 24H169ZM199 23V22H198ZM201 23V22H200ZM240 23H241V20H240ZM239 23V24H240ZM252 23V24H253ZM262 23H263V21H262ZM112 24V23H111ZM114 24V23H113ZM119 24H121V23H119ZM122 24H124V23H122ZM131 24V25H132ZM137 24V23H136ZM140 24V25H141ZM164 24H162L161 25V27L164 25ZM190 24H189V26H190ZM195 23H193L192 25H194ZM207 24V23H206ZM208 24H210V23H208ZM213 24V23H212ZM221 24V23H220ZM227 24V23H226ZM230 24V23H229ZM232 24V23H231ZM252 24H251V27H252ZM116 25H117V23H116ZM116 25H114V26H116ZM128 24H126L124 27H126ZM170 25V24H169ZM199 25V24H198ZM198 25H196L195 24V26H198ZM221 25H225V24H221ZM237 26H238V24H236ZM241 25V24H240ZM240 25H239V27H240ZM243 25L240 27V28H232L231 30H229L228 31V29L226 30V33H227V39H224L225 38V36H224V40H226V41H224L223 40V42L224 43H226L227 42V44H231V45H228V47H229V49H228V47L227 48H224V50H223V48L221 47L220 48V50H221V52H223L224 53V51L225 50H227L226 51V53H222V54H220V53H215V52H213V50L212 49H214L216 46H213L214 44H211L210 45V41L212 40V41H214L213 39L214 38H216V36H217V34L219 35V33H217L216 34V36L215 37H212L213 35H210V34H208V35H210L209 37H212L213 39H209L208 41H209V45L212 47H210L209 45H206L207 43H206V41H205V43L206 44H204V46L205 47H210V50H212V51H210L208 48V51H209V53L208 52H206L207 50H205L206 48H204L203 47V43H202V46L201 45H199L201 42H204V40L206 39L205 37V39H200V41L201 40H203V41H201V42H199V39H197V38H195V41H193L194 40V38L191 40L190 39V37H193V36H190V33L189 32H192L194 29H195V27H194V29L191 31L190 30V28L191 27H187V28H185L186 30H188V28H189V37H187L188 35H186V37H184V38H186V39H188L187 41L189 42H186V43H188V45L190 46L189 48L188 47H186V48H180V47H178V43L180 44L181 42H182V44L183 45H185V43H183L184 41H186V40H184V38H183V40H182V38H181V40H180V37H177V39H179L181 42H179L178 40V42L177 41H175V42H177L176 44V46H177V50H178V48H180L181 50H179L180 52L178 53L175 49H173L172 51H170L169 52V56L172 54V56H170V58L168 57V59H169V63L167 62V64L162 60L163 58H162V56L163 55H161V54H163V52L161 53V52H157V44H155L156 45V47L154 48L153 47V49H156V51L155 52H157L156 54H158V55H160L161 57L160 58H162L161 60L165 63V64H163L164 66L166 65V67H164L163 68V66L161 67V63L160 62H162V61H160L159 63L161 64H158L159 66H160V68L162 69V70H159L158 72L159 73H165L166 72V70L167 69H171L172 67H175V68H173L174 70H172L173 72H171L170 70H169V72H171V73H168L169 74V76H170V74H172L171 76H170V78H168L169 76H168V74H167V72L165 73V77H167V78H164V79H167V81L170 79V84H168L167 83V81H165L163 84L164 85H161V87H159L160 88V90L161 89H165V90H167L166 92H168L167 94L165 93L164 94V97L162 96L163 95V93H161V92H159V91H157L156 89H154L155 91H153L152 93H150L152 90H147V91H150V92H146V89L144 90V93L141 91V93H143V95L145 94H147V96H152L153 95V93L155 94V95H153L154 97L155 96H158V99L160 98L161 100L159 101V102H161L162 103V105H163V108H162V105H161V107H159L158 109L157 108H155L154 109V111H157V110H164L163 112L166 114V116L165 117H163V115H164V113H162V111H158V112H160V114H159V117L157 118V123H159V122H162L161 123V127H160V132L158 131V136L156 137V139L155 140H153V142H155V145L154 146H151V148H153V149H151V151L153 150L154 151V147H156L159 143L161 144L162 142H165V140H167L166 138L167 137H169V136H173V135H176L178 132H180L181 130H184V129H175L174 128V125L172 126L171 125V121H172V118H173V116H174V114L176 113V116H177V114H179L180 112V107L179 106H181V105H179V102H177V101H179L180 100V96L182 95V90H183V88H181V86H178V87H180V89H181V92H180V89H179V91H178V89H176V83L179 81V80H181V82H184L186 79H189V78H192V75H193V71H192V68H193V66L194 65H197V64H204V65H206V64H208V66H209V68H211V67H213V66H215V68L214 69H216V67H219V75H218V77H220V75H221V77H223L224 79H222L221 78V80H225V79H228V77H229V79L228 80H230V77H233V73L234 72H232L231 73V75L232 76H228V73L231 71V69H230V67L231 68H233L232 70L234 71V67H235V69L237 70L236 71V75H237V73L239 74L238 76H237V78L234 76L233 78H235L236 80L238 79V77L239 78H241V77H243V75L242 74H244L243 73V70L244 71H246V70H248V69H246L245 70V67H247L248 65H246L245 67H244V69H243V62H245V61H243V60H245L246 58L247 59H251L250 60V62H252V63H250L251 64V66H248V68L250 67L251 69H250V71H252V73L253 74H256V73H258V71H262V69H263V75H264V48H260V50L262 51H258V50H256V49H254L255 48V43L253 42L254 40H253V38H255L256 36L255 35H257V33H255V35L253 34L254 32H252V34H253V36H255V37H253V36H251V37H253L251 40H253L252 41V44L254 43V48H252V46L250 45V43L248 44V38H247V36H248V34L249 33H245V35H247V36H245L244 37V41H241L240 40V38H241V36L240 35H242L243 36V34H241L242 32H243V30L244 29H246V28H243ZM25 26V27H24ZM97 26H95V27H97ZM113 26V27H114ZM122 25H120V27H121ZM129 26H130V24H129ZM128 26V27H129ZM138 25H136L135 27H137ZM144 26H145V24H144ZM144 26H143V28H144ZM160 26V25H159ZM158 26V28H160ZM186 26H188V25H186ZM185 26V27H186ZM206 26V25H205ZM204 26V28H205V30H206V27ZM214 26V25H213ZM226 26H228V25H226ZM98 27V28H99ZM110 27H111V25H110ZM123 27V28H124ZM165 27H166V25H165ZM164 26L162 27V29L163 28H165ZM193 27V26H192ZM199 27V26H198ZM209 27H210V25H209ZM211 27H212V25H211ZM210 27V28H211ZM232 26L230 25V28H231ZM233 27H234V25H233ZM250 27V28H251ZM112 28V27H111ZM117 28H119V25L117 26ZM122 28V27H121ZM130 28V27H129ZM129 28H127V29H129ZM139 27H137V30H139L138 29ZM157 28V29H158ZM200 28H203V26L202 27H200ZM199 28V29H200ZM114 29V28H113ZM116 29V28H115ZM161 29V30H162ZM184 29V28H183ZM185 29L184 30H182L183 32H182V34H185L184 33V31H185ZM192 29V28H191ZM213 29V28H212ZM210 30V29H208V26H207V30H208V32H210L211 33V31H213L211 34H213V33H215V31L214 30ZM222 29V28H221ZM258 29V28H257ZM120 30H122V29H120ZM135 30V32L134 33H136V34H134L135 35V37H136V35H137V30L136 29H134ZM133 30V31H134ZM140 30H141V28H140ZM143 30V29H142ZM141 30V31H142ZM145 30V29H144ZM159 30V29H158ZM158 30H156V31H158ZM160 30V31H161ZM195 30H197V29H195ZM194 30V31H195ZM201 30H204V29H201ZM207 30H206V32H207ZM210 30V31H209ZM223 30V29H222ZM247 30V29H246ZM245 30V31H246ZM251 30H253V29H251ZM255 30V29H254ZM112 31V30H111ZM117 31H118V29H117ZM132 31V32H133ZM146 31V30H145ZM144 31V32H145ZM151 31V30H150ZM228 31V32H227ZM244 31V32H245ZM257 31V30H256ZM259 31V30H258ZM129 32V31H128ZM131 32V31H130ZM140 32V31H139ZM138 32V33H139ZM162 32V31H161ZM197 32V31H196ZM206 32H205V35H206V37H207V34H206ZM223 32V31H222ZM247 32V31H246ZM248 32H251V31H248ZM262 32V31H261ZM151 32H149V34H150ZM153 33V32H152ZM151 33V34H152ZM159 33V32H158ZM178 33H180V32H178ZM187 32H186V34H188ZM198 33H200L199 32V30H198ZM221 33V32H220ZM225 32L223 33V34H226ZM260 33V32H259ZM263 33V35H264V32H262ZM116 34H118V32H116ZM146 34V33H145ZM144 34V35H145ZM159 34H161V33H159ZM164 34V33H163ZM192 34V33H191ZM194 34H195V32H194ZM193 34V35H194ZM201 34H204V32H202V33H200L199 35H201ZM222 34V35H223ZM112 35H115V33H113ZM147 35V34H146ZM165 35V34H164ZM181 35V34H180ZM197 35V37H198V34H195V36ZM260 35H261V33H260ZM152 36H153V34H152ZM156 36V35H155ZM174 36V35H173ZM178 36H179V34H178ZM194 36V37H195ZM262 36V35H261ZM112 37V36H111ZM114 37V36H113ZM113 37H112V40H113ZM147 37V36H146ZM160 37V36H159ZM165 37V36H164ZM175 37V36H174ZM181 37H182V35H181ZM201 36H199V38H200ZM202 37H203V35H202ZM218 37H220V35L218 36ZM258 37H259V35H258ZM263 37V36H262ZM148 38H151V37H147V38H145V40H144V44H146V41H148L147 39ZM222 38V37H221ZM243 38V37H242ZM250 38V37H249ZM260 38L261 37H259V38H257V39H259L260 40ZM135 39V38H134ZM153 39V38H152ZM175 40H176V38H174ZM198 40V42H197V40ZM216 39H219V38H216ZM246 39H248V40H246ZM263 39H264V37H263ZM262 39V40H263ZM111 40V39H110ZM112 40H111V42H112ZM154 40H155V38H154ZM190 40V41H189ZM240 40V41H239ZM243 40V39H242ZM261 40V41H262ZM135 41V40H134ZM137 41V40H136ZM151 41H153V40H151ZM160 41H161V39H160ZM194 42V44H195V46H193L192 45V42ZM217 40H215V42L214 43H216V44H218V42H219V44L218 45H220V43L222 44L223 42H220L219 40L216 42ZM250 41V40H249ZM260 41V42H261ZM110 41H108V43H109ZM110 42V43H111ZM150 42V41H149ZM162 42V41H161ZM190 42H191V45H190ZM251 42V41H250ZM255 42H256V40H255ZM256 43V45L257 44H261V43ZM87 43H91L92 44V47H89V46H87ZM113 43H114V41H113ZM115 43H117V44H119L118 42H115ZM153 43V42H152ZM154 43H155V41H154ZM154 43H153V45H154ZM156 43H157V41H156ZM164 43V42H163ZM198 43V45H196ZM212 43V42H211ZM116 44V46H118ZM133 44V43H132ZM134 46H136V44L137 43H135L134 42ZM148 44V43H147ZM146 44V45H147ZM150 44L151 43H149V47H146V48H142V49H144V51H147V52H149V50L150 49H148V48H150ZM158 44H159V39H158ZM162 44V43H161ZM181 44V45H182ZM215 44V45H216ZM56 45V44H55ZM89 45V44H88ZM108 45H110L111 46V44H108ZM153 45H151V46H153ZM160 45V44H159ZM164 45H166V44H164ZM182 45V46H183ZM188 45H185V46H188ZM218 45H217V47H218ZM224 45H226V44H224ZM264 45V44H263ZM112 46H113V44H112ZM111 46V47H112ZM115 46V45H114ZM116 46L115 47H112L113 48V50H114V54L116 55V53H118L117 51H116ZM120 46V45H119ZM134 46L132 45V47L134 48ZM163 46V45H162ZM175 46V47H176ZM180 46V45H179ZM261 46V45H260ZM137 47V46H136ZM142 47H144L143 45H142ZM164 47V46H163ZM174 47V48H175ZM216 47V48H217ZM262 47H264V46H262ZM27 48V47H26ZM46 48V47H45ZM114 48H116V49H114ZM119 48V47H118ZM159 48H161V46L159 47ZM111 49V48H110ZM109 49V51H110V54H111V50ZM135 49V48H134ZM134 49H132V50H134ZM163 50H164V48H162ZM166 49V48H165ZM182 49H185V51H182ZM257 49H259V48H257ZM49 50V49H48ZM159 50V49H158ZM177 52H175V51ZM198 50H202L201 52H203L202 53V55L200 56L199 54H197V52H198ZM217 50H219L218 48H217ZM216 49H214V51H217ZM241 51L240 53L241 54H244V55H246L247 57H245V59H242V57H239V58H237V54H238V52L237 51ZM63 51V52H62ZM116 51V52H115ZM153 51V52H154ZM129 52H132V51H129ZM135 52H137L138 53V51H136L135 50ZM143 51H141V53H142ZM165 52H168V51H165ZM164 52V53H165ZM205 52L206 53H208V54H205ZM113 53V52H112ZM146 52H144L143 54H145ZM150 53H151V50H150ZM171 53V54H170ZM131 54L132 53H130V55H128L127 54V57L128 56H130V57H128V58H130L131 59V57L132 58H134L135 57V59H136V57L138 56H136L135 54H132V56H131ZM147 54V53H146ZM144 55V56H149V54H147V55ZM152 54V53H151ZM168 54V53H167ZM185 54V57L183 56ZM231 55V57L230 58H233V59H231V60H233V65H234V67H232V66H230V64H232L231 63V61H229L228 62V60H226L225 58H226V56L227 55ZM112 55V57L113 58H115V56H113V54H111ZM133 55H135V56H133ZM158 55H156V57L158 56ZM165 55V54H164ZM188 55V56H187ZM238 55H240V54H238ZM143 56V55H142ZM147 56V57H148ZM152 56H155V55H150L149 56V58H151ZM166 56V55H165ZM180 56H182V58H184V62L185 63H180V62H183V61H180ZM186 56L188 57V59H186ZM56 57H57V54H56ZM55 57V58H56ZM243 57V58H244ZM127 58V61H125V64H126V62H128V61H130L129 59ZM145 58V57H144ZM144 58H143V60H144ZM158 58V57H157ZM156 58V59H157ZM181 58V59H182ZM229 58V57H228ZM124 59V58H123ZM138 59V58H137ZM146 59V58H145ZM152 59V64H153V60L155 59V57L153 58H151ZM151 59H149L150 61H151ZM159 59V58H158ZM165 59H167L166 57H165ZM164 59V60H165ZM185 59H186V61H185ZM243 61L242 63L239 61ZM242 59V60H241ZM53 60H54V58H53ZM114 60V59H113ZM126 60V59H125ZM134 60V59H133ZM149 60H147L146 59V62H145V60H144V62L145 63H149V64H151L150 63V61ZM25 61V60H24ZM121 61H123V60H121ZM120 61V62H121ZM135 61V60H134ZM133 61V62H134ZM147 61H149V62H147ZM155 61V60H154ZM166 61H168V60H166ZM213 61V62H212ZM248 61V60H247ZM246 61V63H248ZM109 62H111V61H109ZM112 62H116V60L115 61H112ZM156 62V61H155ZM216 62L218 63L217 65L218 66H216ZM230 63V64H228V63ZM22 63V62H21ZM104 63H105V65H104ZM123 63V62H122ZM246 63H244V65L246 64ZM27 64H29L28 62L27 63H25V64H23V65H27ZM111 65L113 64V63H110ZM109 64V65H110ZM127 64H130L129 62L127 63ZM127 64H126V68H128V69H130L128 66H127ZM132 64H134L135 65V63H132ZM138 64H140V63H138ZM143 64V63H142ZM22 65V64H21ZM20 65V66H21ZM109 65H108V67H109ZM123 65H124V63H123ZM134 65H133V67H134ZM136 65H137V62H136ZM141 65V64H140ZM145 65V64H144ZM144 65H141L142 66V68L140 67V66H138V67H140L141 69H143V66ZM155 65H156V63H155ZM158 65H156L157 67L156 68H158ZM175 65V66H174ZM228 65L230 66L229 67V69H230V71L228 70ZM28 66V65H27ZM27 66H25V67H27ZM113 66V68H114V65H112ZM117 66H118V63H117ZM120 66V65H119ZM131 66V65H130ZM147 66V65H146ZM154 65H152V67H153ZM172 66V67H171ZM200 66V65H199ZM202 66V65H201ZM208 66H202V67H204L205 69V71L203 72V71H201V70H203L202 69V67H201V69H200V67H198V71L200 70V72H203L202 73V75L203 74H206V75H209V73H208V71L210 72V71H212L213 70V68H212V70H206V69H208ZM260 66H262L263 68H261V69H259L258 67H260ZM25 67H24V69H25ZM122 67V66H121ZM132 67V68H133ZM137 67V68H138ZM152 67H150V69L152 68ZM207 67V68H206ZM111 68V67H110ZM113 68H112V71H113ZM116 68V67H115ZM118 68V67H117ZM116 68V69H117ZM125 68V67H124ZM131 68V69H132ZM136 68V69H137ZM148 68H149V65H148ZM155 68V67H154ZM159 68V69H160ZM115 69V70H116ZM119 69H120V67H119ZM122 69V68H121ZM120 69V70H121ZM130 69V70H131ZM135 69V68H134ZM145 69V68H144ZM143 69V70H144ZM146 69H147V67H146ZM149 69V70H150ZM195 69H197V68H195ZM259 69V70H258ZM110 70V69H109ZM115 70H114V72H115ZM118 70V69H117ZM117 70H116V72H117ZM120 70H118V71H120ZM148 70V69H147ZM146 70V72H148V73H150V72H152V71H156V70H150V72L149 71H147ZM218 70V69H217ZM216 70V72L218 73V71ZM105 71H106V69H105ZM123 71V70H122ZM122 71L121 72H118V73H122ZM125 71H127V72H130L129 70H125ZM125 71H123V72H125ZM133 71V70H132ZM135 71V70H134ZM133 71V72H134ZM145 71V70H144ZM168 71V70H167ZM194 71H196V70H194ZM214 71V70H213ZM212 71V72H213ZM126 72V73H127ZM132 72V73H133ZM137 72H140V70L138 71L137 70ZM141 72H143L142 70H141ZM145 72V73H146ZM157 72V71H156ZM208 74H207V73ZM109 73V72H108ZM155 72H153V74H154ZM158 73V74H159ZM214 74H215V71L213 72ZM247 73H248V71H247ZM260 73V75H261V72H259ZM70 74H71V72H70ZM105 74H106V72H105ZM113 74V73H112ZM117 74V73H116ZM123 74V73H122ZM127 74H129V73H127ZM141 74H143V73H141ZM151 74V73H150ZM166 74H167V76H166ZM199 75L201 74V73H198ZM212 74V73H211ZM210 74V75H211ZM251 74V73H250ZM2 75V74H1ZM144 75H146V76H148L147 74H144ZM155 75H156V73H155ZM160 75V74H159ZM158 75V76H159ZM195 75H197L196 74V72H195ZM195 75H193V76H195ZM202 75H200L199 77H202ZM249 75V74H248ZM259 75V74H258ZM53 76V75H52ZM56 76V75H55ZM157 76V75H156ZM157 76V77H158ZM163 76H164V74H163ZM213 76V75H212ZM211 76V77H212ZM246 76V75H245ZM43 77V76H42ZM46 77V76H45ZM160 77H162L161 75H160ZM203 77H204V75H203ZM206 77V76H205ZM210 77V78H211ZM215 77H217V75L215 76H213L212 77V79H214ZM218 77H217V81L216 82H218V83H220L219 82V79H218ZM254 77V76H253ZM252 77V78H253ZM56 78H58V77H55V80H56ZM145 78V77H144ZM147 78V77H146ZM156 78V77H155ZM163 78V77H162ZM208 78H209V76H208ZM243 78H246V77H243ZM2 79V78H1ZM0 79V80H1ZM44 79V78H43ZM47 79V78H46ZM202 79V78H201ZM200 79V80H201ZM254 79L256 80V77H254ZM52 80V79H51ZM54 80V77H53V82L55 81ZM64 80V79H63ZM63 80H60L59 82H61L62 84H63ZM182 80H184V81H182ZM199 80V79H198ZM203 80H206V79H204L203 78ZM202 80V81H203ZM220 80V81H221ZM233 79L231 78V82H234L235 80H233ZM239 80H241V79H238L237 81H239ZM245 80V79H244ZM243 79L241 80V81H244ZM252 79H251V77H250V81H251ZM254 80V81H255ZM263 81H264V78L262 79ZM2 81V80H1ZM1 81H0V83H1ZM160 81H162L161 80V78H160ZM193 81V80H192ZM207 81V80H206ZM206 81H204V82H206ZM247 81V80H246ZM249 81V84H248V86L250 87L251 85V83L253 82V81H251L250 82ZM50 82H52V81H50ZM58 82V81H57ZM195 82V81H194ZM204 82H203V84H204ZM211 82V81H210ZM215 82V81H214ZM240 82V81H239ZM262 82V81H261ZM65 83V82H64ZM162 83V82H161ZM165 83L168 85H165ZM185 83V82H184ZM187 83L188 82H186V85H187ZM201 82L199 81V84H200ZM224 83V82H223ZM223 83H220V84H223ZM226 83V82H225ZM245 83V82H244ZM247 83V82H246ZM254 83V82H253ZM252 83V84H253ZM255 83H256V81H255ZM60 84V83H59ZM183 84V83H182ZM191 84V83H190ZM195 86H199V85H196V84H198V83H193ZM192 84V85H193ZM206 84V83H205ZM214 84V83H213ZM220 84H219V86H220ZM257 84V83H256ZM264 84V83H263ZM189 85V84H188ZM187 85V86H188ZM194 85H193V87H194ZM207 85V84H206ZM209 86H210V84H208ZM225 85V84H224ZM232 85V83L230 84V86ZM234 85H235V83H234ZM244 85V84H243ZM261 85V84H260ZM164 86L166 87L167 86V89L166 88H164ZM183 86L185 87V85L183 84ZM186 86V87H187ZM202 86V83H201V85H200V87ZM218 86V87H219ZM229 86V87H230ZM57 87V86H56ZM59 87H60V85H59ZM74 87V86H73ZM79 87H81L80 85H79ZM142 87V86H141ZM185 87V88H186ZM204 87H205V85H204ZM215 87H216V85H215ZM218 87L216 88V89H214V90H212L213 88H214V85H213V88H212V85L210 86V88H212L211 90L212 91H214V92H217L216 90H218ZM223 88H224V86H222ZM231 87H233V86H231ZM230 87V88H231ZM243 88H244V86H242ZM262 87V86H261ZM264 87V86H263ZM77 87L75 86L74 87V90H79L78 88L76 89ZM82 88V87H81ZM170 90H169V89ZM189 88V87H188ZM198 88V87H197ZM202 88V87H201ZM200 88V89H201ZM219 88H221V86L219 87ZM235 88H236V86H235ZM242 88V89H243ZM254 88V87H253ZM256 88V87H255ZM73 89V88H72ZM71 89V87H70V90H72ZM191 89H193V88H191ZM204 89V88H203ZM234 89V88H233ZM237 89V88H236ZM249 89V88H248ZM142 90H143V88H142ZM177 90V91H176ZM196 90V89H195ZM199 90V89H198ZM202 90V89H201ZM209 90V89H208ZM210 90V91H211ZM225 90H229V88L228 89H225ZM259 90V89H258ZM263 90V89H262ZM80 91V90H79ZM81 91H83V89H81ZM189 91V90H188ZM205 92H206V89L204 90ZM211 91V92H212ZM219 91V90H218ZM249 91H250V89H249ZM72 92V91H71ZM158 92V93H157ZM177 92H179L178 94H180V95H178L177 94ZM198 92V91H197ZM199 92H200V90H199ZM207 92H209V91H207ZM211 92H210V94L209 95H211ZM234 92V91H233ZM256 92V91H255ZM255 92H254V94H255ZM75 93H77V91H75ZM79 93V92H78ZM172 93H174V94H172ZM175 93H176V96H174L175 95ZM188 93V92H187ZM213 93V92H212ZM223 93V92H222ZM225 93V92H224ZM227 94H229L228 92H226ZM236 93V92H235ZM258 92H256V94H257ZM74 94V93H73ZM162 94V95H161ZM171 94V95H170ZM193 94V93H192ZM202 94L203 93H201V96H202ZM205 94V93H204ZM207 94V93H206ZM216 94V93H215ZM232 94V93H231ZM251 94V93H250ZM254 94H252L251 96H252V98H253V100H252V102L254 101V102H256V101H259V100H256V98H258V97H256V98H254ZM64 95V94H63ZM166 95V96H165ZM184 95V94H183ZM182 95V98H184L185 96H183ZM185 95L187 96V94H186V92H185ZM194 95V94H193ZM217 96H218V98L220 97L218 94H216ZM230 95V94H229ZM234 95V94H233ZM232 95V96H233ZM238 95V94H237ZM249 95V94H248ZM65 96H66V94H65ZM152 96V97H153ZM167 96H169L170 98H171V96H173L172 98H175L176 97V99H178L177 101H176V99L175 100H172V98L170 99V100H168V98H167V100L166 99H164L165 97H167ZM215 96V95H214ZM217 96H215L214 98L216 99L217 98ZM222 96L223 97H225L224 96V94H222ZM232 96H230V98L232 97ZM241 96V95H240ZM23 97V96H22ZM27 97V96H26ZM178 97V98H177ZM194 97H195V95H194ZM193 97V98H194ZM196 97H197V94H196ZM209 97V96H208ZM208 97H205V99L207 98L208 99ZM212 97H213V95H212ZM210 98V99H213V98ZM227 97V96H226ZM24 99H25V95H24V97H23ZM157 98V97H156ZM186 98V97H185ZM188 98V97H187ZM186 98V99H187ZM189 98H190V96H189ZM200 98V97H199ZM199 98H197V99H199ZM202 98H204V96H202ZM230 98H228V100H230ZM249 98L250 99H252L251 97H250V95H249ZM260 98H262V97H260ZM30 99V98H29ZM59 99V98H58ZM185 99V100H186ZM201 99V98H200ZM210 99H208V100H210ZM222 99V98H221ZM226 100H227V98H225ZM231 99H233V98H231ZM13 100V99H12ZM15 100V99H14ZM26 100V99H25ZM24 100V101H25ZM60 100V99H59ZM94 100H95V102H94ZM191 100H192V97H191ZM214 100V99H213ZM213 100H212V102H213ZM218 100V99H217ZM222 100H224V98L222 99ZM222 100H220L219 99V103L216 101L215 102V100H214V103H213V105H215L216 103L217 104H220V101H222ZM226 100H224V102H223V105H225L226 103H225V101ZM249 100V99H248ZM16 101V100H15ZM14 101V102H15ZM17 101H21V98L19 99V100H17ZM23 101V100H22ZM23 101V102H24ZM92 101V100H91ZM157 101V102H158ZM172 101H174L175 102V106H174V104L172 103V105L170 104ZM190 101V100H189ZM200 100H198V102H199ZM211 101V100H210ZM262 101V100H261ZM23 102H20V103H23ZM28 102V101H27ZM155 102V101H154ZM159 102L156 104V102H155V104L156 105H153V106H157L158 107V104H159ZM181 102H182V100H181ZM183 102H184V100H183ZM187 102V101H186ZM206 102V101H205ZM204 102V103H205ZM211 102V103H212ZM227 102V101H226ZM230 101H228L227 103H229ZM233 102V101H232ZM240 102V101H239ZM264 102V101H263ZM57 103H60V101H58ZM188 103V102H187ZM197 103V102H196ZM200 103H202L201 101H200ZM210 103V104H211ZM243 103H245V102H243ZM247 103V102H246ZM28 103H26V105H27ZM181 104V103H180ZM186 104V103H185ZM192 104H194V102H192ZM198 104V103H197ZM207 104H209V102L207 103ZM222 104V103H221ZM232 104V103H231ZM240 104V103H239ZM255 104H257V106H258V103H255ZM259 104H261L260 102H259ZM22 105V104H21ZM58 105H60V104H58ZM201 106H203L202 104H200ZM206 105V104H205ZM204 105V106H205ZM213 105H211L212 107L211 108H214V109H216L215 108V106L213 107ZM228 105V104H227ZM248 105V104H247ZM171 106H173V107H171ZM186 106V105H185ZM184 106V107H185ZM189 106V105H188ZM192 106H194V105H192ZM219 106V105H218ZM217 106V108H220L222 105H220V107H218ZM236 105H234V106H232L231 105V108L232 107H235ZM249 106V105H248ZM251 106V105H250ZM255 106V105H254ZM264 105H259L258 107H260V108H257V110L258 109H260L259 111V113H264V109L262 108ZM23 107H25L24 106V103H23ZM22 107V108H23ZM145 107H147V106H145ZM182 107V109H184V107L183 106H181ZM206 107L208 108V107H210V105L208 106V105H206ZM230 107V106H229ZM194 109H195V107H193ZM207 108H204L203 107V109H207ZM228 107H226V108H224L223 107V113H224V111H228V110H226ZM236 108V107H235ZM244 108V107H243ZM254 108V107H253ZM146 109V108H145ZM178 109H179V111H178ZM185 109H187V108H185ZM192 109V108H191ZM193 109V110H194ZM202 109V110H203ZM246 109V108H245ZM250 109V108H249ZM45 110V109H44ZM119 110H120V108H119ZM152 110V109H151ZM209 110V109H208ZM217 111H218V109H216ZM222 110V108L220 109V111ZM231 110V109H230ZM233 110H234V108H233ZM239 110V109H238ZM36 111V110H35ZM76 111H78V109L76 110ZM143 111V110H142ZM145 111V113H146V111H148V110H144ZM178 111V112H177ZM182 111V110H181ZM207 111V110H206ZM241 111V110H240ZM37 112V114L39 113L38 112V110L36 111ZM186 112H187V110H186ZM219 112V111H218ZM217 112V114H220V112L218 113ZM232 112V111H231ZM239 112V111H238ZM247 112V111H246ZM249 112H251V111H249ZM143 113V112H142ZM144 113V114H145ZM198 113V112H197ZM206 113H208V111L206 112ZM214 113V112H213ZM212 113V114H213ZM216 113V112H215ZM222 112H221V114H223ZM233 113V112H232ZM241 113H243V111L241 112ZM258 113V114H259ZM70 113H68L67 115H69ZM143 114V115H144ZM146 114H148V113H146ZM204 114V113H203ZM209 114H210V112H209ZM248 116H247V119H249L248 121H247V123H246V125H247V129H248V131L250 132V134L252 135L251 136V138H248L247 137V135H246V133H244V132H239V130H236V129H238L239 128V125L236 127V126H233V125H231V124H229V125H231L232 127H231V131L233 132L234 131V128L236 127V129H235V132H234V139L235 138H237L239 141H237L238 143L240 142V141H242V143L244 142L243 140H245V143L246 144H244L245 145V149L248 151V153H249V155L251 156V157H253L252 159H253V161L255 160V161H257V165L260 167V168H262L263 170H262V172H264V139H262V140H260V142L258 141V139L257 138H255L254 137V134L255 133H257L258 131H260V125L258 124V122L256 121V119H254V118H252L253 116H251L248 112L246 113ZM246 114H244V115H246ZM254 114V113H253ZM39 115H40V117L42 118V119H51V120H53L54 122H56L57 121V119H58V116H50V115H48V116H45L44 114H42L41 112L39 113ZM182 115V114H181ZM184 115V114H183ZM182 115V116H183ZM199 115V114H198ZM202 115V114H201ZM201 115H199L200 117H201ZM206 115V114H205ZM205 115H203L204 117H205ZM214 115V114H213ZM226 115H230V111L226 114ZM232 115H235V114H232ZM256 115V114H255ZM60 116V115H59ZM175 116V117H176ZM179 116H180V114H179ZM208 116V115H207ZM210 116V115H209ZM217 116V115H216ZM216 116L214 115V118H216ZM218 116H220V115H218ZM242 117H243V114L241 115ZM259 116V115H258ZM164 118V119H162L161 120V118ZM175 117H174V120H175ZM184 117V116H183ZM185 117H187V116H185ZM185 117H184V120H185ZM189 117V116H188ZM186 118V119H189V118ZM221 117H223V116H221ZM221 117H220V119H221ZM232 117V116H231ZM249 117V118H248ZM255 117H257V116H255ZM142 118H144V117H142ZM146 118V117H145ZM159 118H160V120L161 121H159ZM182 118V117H181ZM226 118H227V116H226ZM225 118V119H226ZM229 118V117H228ZM227 118V119H228ZM239 118V117H238ZM241 118V117H240ZM177 120H179L180 118L178 117V118H176ZM183 119V118H182ZM206 119V118H205ZM97 122H96V121ZM144 120H147V119H144ZM174 120H173V122H174ZM190 120V119H189ZM213 120V119H212ZM229 120H232V119H229ZM242 119H240V121H239V123H242V121H241ZM186 121V120H185ZM228 121V120H227ZM246 121V120H245ZM244 121V122H245ZM188 122V121H187ZM194 122V121H193ZM196 122V121H195ZM211 122V121H210ZM213 122V121H212ZM221 122V121H220ZM219 122V123H220ZM238 122V121H237ZM178 123V122H177ZM180 123H181V119H180ZM185 123L186 122H184V123H182V124H184L185 125ZM147 124V122H145V125ZM175 124H176V121H175ZM182 124H180V125H182ZM191 124V123H190ZM194 124V123H193ZM193 124H191L192 126H193ZM205 124V123H204ZM213 124V123H212ZM160 125V124H159ZM177 125V124H176ZM186 125H189V124H186ZM200 125H203V123L202 124H200ZM208 125V124H207ZM214 125V124H213ZM217 125V124H216ZM121 126V125H120ZM183 126V125H182ZM212 126V125H211ZM224 126V125H223ZM225 126H227V125H225ZM264 126V125H263ZM183 127H185V126H183ZM174 128V129H173ZM197 128V127H196ZM195 128V129H196ZM207 128V127H206ZM264 128V127H263ZM192 129H193V127H192ZM201 129V128H200ZM185 130H187V128L185 129ZM188 130H190V129H188ZM188 130H187V132H188ZM197 130V129H196ZM206 130V129H205ZM211 130V129H210ZM209 130V131H210ZM101 132V133H99V135L96 133V132ZM120 131V130H119ZM175 131H177V132H175ZM245 131V130H244ZM248 131H247V133H248ZM183 132H186V131H183ZM190 132L192 133V131L190 130ZM195 132V131H194ZM196 132H199V130L198 131H196ZM202 132V131H201ZM206 132H208V130H206ZM213 132V131H212ZM211 131L209 132V133H212ZM181 134H182V132H180ZM200 133V132H199ZM198 133V134H199ZM261 133V132H260ZM185 134V133H184ZM217 134V133H216ZM216 134H214V137H215V135ZM249 134V135H250ZM191 135V134H190ZM195 135H197V134H195ZM257 135V134H256ZM189 136V135H188ZM199 136V135H198ZM176 137V136H175ZM178 137V136H177ZM201 137V136H200ZM203 137V136H202ZM118 138H119V141H118ZM170 138V137H169ZM172 138V137H171ZM170 138V139H171ZM182 138V137H181ZM184 138V137H183ZM186 139H188V137H185ZM191 138V136L189 137V139ZM263 138V137H262ZM170 139H168L169 140V142H170ZM173 139H176V138H173ZM177 139H179V138H177ZM177 139H176V141H177ZM186 139H185V141H186ZM219 139V138H218ZM194 140L195 139H193V141L190 139V140H188L187 142H189V141H192V142H194ZM201 140H202V138H201ZM203 140H205V138L203 137ZM184 141V140H183ZM182 141V139L180 140V142H182V143H184ZM168 142V141H167ZM174 142H175V140H174ZM173 142V143H174ZM178 142V141H177ZM176 142V143H177ZM205 142V141H204ZM236 142V141H235ZM173 143H170V144H173ZM182 143H181V145H179L178 143V146H182ZM203 143V142H202ZM151 144V143H150ZM149 144V145H150ZM169 144V143H168ZM185 144V143H184ZM183 144V145H184ZM192 143L190 142V144H189V146L191 145ZM240 144H241V142H240ZM121 145V146H120ZM161 145H163V144H161ZM186 145V144H185ZM188 145V144H187ZM194 145V144H193ZM238 146H239V144H237ZM243 145V146H244ZM165 146V145H164ZM171 146V145H170ZM169 146V148L171 149V151H170V155H171V152H173L172 150H174L176 147H177V150L179 149V147L178 146H176L174 149H173V147L175 146H172V147H170ZM195 146V145H194ZM193 146V147H194ZM243 146H241V148L243 147ZM146 147V146H145ZM147 147H149V146H147ZM183 147V146H182ZM188 147V146H187ZM192 147V146H191ZM168 148V147H167ZM195 148V147H194ZM244 148V147H243ZM242 148V149H243ZM170 149H167V150H170ZM181 149V148H180ZM179 149V150H180ZM183 149V148H182ZM184 149H186V148H184ZM183 149V150H184ZM192 149V148H191ZM190 149V150H191ZM236 149V148H235ZM245 149H243V150H245ZM147 150H148V148H147ZM146 150V151H147ZM176 150V151H177ZM183 150H181L182 152H183ZM187 150V149H186ZM189 150V149H188ZM196 150V149H195ZM201 150V149H200ZM237 150V149H236ZM242 150V151H243ZM245 150V151H246ZM176 151H174L173 152V154L176 152ZM147 152H150L149 150L147 151ZM197 152V151H196ZM238 152V151H237ZM241 152V151H240ZM244 152V151H243ZM184 153V152H183ZM190 153L191 152H189V157H190ZM195 153V152H194ZM235 153H236V151H235ZM145 154V153H144ZM148 154V153H147ZM146 154V155H147ZM172 154V155H173ZM177 154H179L178 152H177ZM187 154V156H188V152L186 153ZM200 154V153H199ZM236 154H239V153H236ZM236 154L235 155H233V156H235L236 157ZM240 154H242V153H240ZM153 155V158H154V153L152 154ZM151 155V156H152ZM180 155V154H179ZM191 155H192V153H191ZM194 155V154H193ZM192 155V156H193ZM201 155H203V154H201ZM201 155H199V160H200V156ZM205 155V154H204ZM203 155V156H204ZM240 156V155H239ZM243 156V155H242ZM241 156V157H242ZM149 157V156H148ZM181 157V156H180ZM179 157V158H180ZM183 157V156H182ZM181 157V158H182ZM188 157V158H189ZM197 157V156H196ZM82 158H85V157H82ZM152 158V157H151ZM176 158V157H175ZM175 158H173V159H175ZM179 158H177V159H179ZM185 158V157H184ZM191 158V157H190ZM192 158H194V157H192ZM240 158V157H239ZM238 158V159H239ZM247 159H249L250 157L248 156V157H246ZM146 159H148V158H146ZM155 159V158H154ZM172 159V160H173ZM183 159V158H182ZM181 159V160H182ZM234 159V158H233ZM236 159H237V157H236ZM235 159V160H236ZM144 160V159H143ZM157 160V159H156ZM187 160V159H186ZM194 160V159H193ZM192 159L191 160H187L188 162L189 161H191V163H192V161H193ZM199 160L197 161V160H194V162L196 161L197 163L199 162ZM246 160V159H245ZM155 161V160H154ZM174 161H177V160H174ZM183 161V160H182ZM184 161H185V159H184ZM241 161H243V160H241ZM248 161V160H247ZM122 162H124V166H122ZM146 162V161H145ZM148 162V161H147ZM155 162H157V161H155ZM187 162V163H188ZM244 162V161H243ZM242 162V163H243ZM173 163V162H172ZM186 163V164H187ZM240 163V162H239ZM247 163V162H246ZM254 163V162H253ZM176 164V163H175ZM182 164V163H181ZM185 164V163H184ZM185 164V165H186ZM193 164V163H192ZM195 164V163H194ZM193 164V165H194ZM177 166H175V167H178V165L180 166V164H176ZM184 165V166H185ZM189 165V164H188ZM197 166H198V164H196ZM244 165V164H243ZM243 165H242V167H243ZM255 165V164H254ZM182 166V165H181ZM180 166V167H181ZM196 166V167H197ZM201 166V165H200ZM183 167V166H182ZM187 167V166H186ZM189 167V166H188ZM187 167V168H188ZM191 167H192V165H191ZM199 167V166H198ZM202 167V166H201ZM246 167H247V165H246ZM253 168H254V166H252ZM256 167V166H255ZM258 167V168H259ZM64 168V167H63ZM179 168V167H178ZM177 168V169H178ZM190 168V167H189ZM252 168V169H253ZM176 169V170H177ZM181 169V168H180ZM183 169V168H182ZM243 169H244V167H243ZM247 169V168H246ZM256 169V168H255ZM149 170V171H148ZM148 170H147V172H146V174L144 175V178H143V183H145V182H148L147 180L145 181V178H146V176H147V173L148 172H150V169L148 168ZM186 170V168L184 169V171ZM146 171V170H145ZM169 171V170H168ZM248 171V170H247ZM2 172V169H1V171H0V173ZM133 172H135V171H133ZM177 172H178V170H177ZM183 171H181V173H182ZM245 172V171H244ZM4 173V172H3ZM59 173V172H58ZM184 173V172H183ZM186 173H187V170H186ZM185 173V174H186ZM249 173V172H248ZM62 174V173H61ZM177 174V173H176ZM188 175H189V173H187ZM186 174V175H187ZM58 175H60V174H58ZM95 175V174H94ZM103 175V174H102ZM102 175H95V176H97V179H98V181H99V183L101 182V183H105V182H103V180H101L102 178ZM105 175V174H104ZM164 175V174H163ZM179 175V174H178ZM182 175V174H181ZM186 175H182V176H184L183 177V180H186V179H184V178H186L187 176ZM3 176V175H2ZM165 176V175H164ZM186 176V177H185ZM190 176V175H189ZM257 176V175H256ZM264 176V175H263ZM59 176H57L56 178H58ZM62 176H60V178H61ZM64 177H66L65 175H64ZM63 177V178H64ZM178 177V176H177ZM248 177V176H247ZM63 178H61V179H59V180H61V182H62V179ZM160 178L161 179H163L161 176H160ZM175 178H176V176H175ZM182 179V177H180L179 176V179ZM199 178V177H198ZM1 179V178H0ZM7 179H9V181H10V179H12V178H7ZM66 179V178H65ZM150 179V178H149ZM178 179V178H177ZM179 179L178 180H176L175 181V185H177V183L179 184V182H177V181H179ZM180 179V180H181ZM188 179H190L189 177H188ZM186 180V182H190V180ZM205 179V178H204ZM207 179V178H206ZM203 180V179H199V181L201 180H203V182L205 183V184H207V180ZM249 179V178H248ZM253 180V179H252ZM83 181V180H82ZM165 181V183L167 184L168 182L166 181V180H164ZM163 181V182H164ZM199 181H197V182H199ZM200 181V182H201ZM28 182H30L29 180H28ZM27 182V183H28ZM56 182H57V180H56ZM160 182V181H159ZM182 182V181H181ZM188 182V183H189ZM194 182V181H193ZM199 182V183H200ZM252 182V181H251ZM185 183V182H184ZM184 183H183V185L181 184H179V186H178V188H176L173 184H172V187L174 188H176V189H183V187L182 186H184ZM187 183V184H188ZM191 183V182H190ZM198 183V184H199ZM59 184H60V182H59ZM108 184V183H107ZM164 184V183H163ZM171 183L169 182V185H170ZM201 184V183H200ZM203 184V183H202ZM257 184H258V186L257 187H259L260 188V190H259V198H260V200L261 201H264V177H261L259 180H257ZM256 184V185H257ZM105 185V184H104ZM168 185V184H167ZM193 185V184H192ZM204 185V184H203ZM200 186V187H202V188H204V186ZM106 186V185H105ZM161 186H162V183H161ZM164 186V185H163ZM31 187V186H30ZM166 187H168V186H166ZM182 187V188H181ZM205 187H206V185H205ZM216 187H219L220 188V185L218 186V185H214V188H216ZM222 187V186H221ZM169 188V187H168ZM168 188H164L163 190H165V189H167V190H165V193L167 192L168 193ZM172 188V189H173ZM184 188H185V186H184ZM193 188V187H192ZM201 188V189H202ZM176 189H174V191L173 192H176ZM179 189V190H180ZM185 189H187V188H185ZM200 189V190H201ZM205 189V188H204ZM163 190H161L162 192H163ZM171 190V189H170ZM170 190H169V192H170ZM192 190V189H191ZM195 190H196V188H195ZM199 190V191H200ZM206 190V189H205ZM217 190V189H216ZM248 189L247 188H245V192L247 191ZM172 191V190H171ZM193 191V190H192ZM196 191H198V190H196ZM195 191V192H196ZM202 191L205 193V191L202 189ZM212 191H213V188H212ZM177 192H178V190H177ZM177 192L175 193V194H177ZM184 191H182V193H183ZM201 192V191H200ZM214 192V191H213ZM217 192V191H216ZM244 192V193H245ZM78 193V192H77ZM166 193V196H163V198L164 197H166L167 199L165 200V198H164V200H161V202H160V205H159V211H158V213H159V217L158 218H156L155 219V209L156 208H154V206H153V208H154V211H153V208H152V211H153V214L150 216V214L147 212V214L150 216H147V217H149V220H147L148 222H146V226H148V225H151V227H155L156 226V228H158L159 230H160V232L159 231H157V230H155L156 232H159L160 234H161V232H162V234H163V231L162 230H165L164 232V238H165V240L166 241H168V243L170 242L171 243V241L173 240V239H175L174 241H176L177 243H181L182 244V242H179V240L180 241H182L183 240V242L185 243V241H186V238H187V243H190L192 240H193V238H191V232L190 231H188L189 229L191 230L192 228L193 229H195L194 227L196 226V221H198L197 219L198 218H194V217H192L191 218V215L192 214H194V213H192V214H190V213H188V214H183L185 211L183 210L184 209V207L182 208V210L184 211V212H182V214H181V212H180V210H181V204H180V202L181 201H179V204L180 205H178V203H175L174 205H173V201L174 200H172V199H168V197L170 198L171 196H168V195H174V193H168L167 194ZM179 193H181L180 191H179ZM181 193V194H182ZM186 193H188V192H186ZM215 193V192H214ZM144 194V193H143ZM162 194V193H161ZM180 194V195H181ZM185 194V193H184ZM184 194H182V195H184ZM195 194H198V192L197 193H195ZM201 194H203L202 192H201ZM164 195V194H163ZM180 195H177V196H180ZM181 195V196H182ZM186 196L188 195V194H185ZM190 195V194H189ZM188 195V196H189ZM191 195H193V197H196V196H194V194H192L191 193ZM200 195V193L198 194V196ZM143 196V195H142ZM161 196L162 195H160V198H161ZM168 196V197H167ZM197 196V197H198ZM204 196H206V195H204ZM204 196H202V197H204ZM60 197V196H59ZM58 197V198H59ZM173 197H175V195L173 196ZM192 197V196H191ZM191 197L190 198H187L188 200H190L191 199ZM143 198H144V196H143ZM143 198H141L142 199V201H144L143 200ZM146 198V197H145ZM179 198H181V197H179ZM200 198H201V196H200ZM204 198H206V197H204ZM182 199H183V196H182ZM187 199H184L183 201H186L187 202ZM197 199H199V198H197ZM202 199V198H201ZM201 199H199V201L202 203V201H201ZM208 199V198H207ZM207 199L204 201L203 199V201L206 203V201H207ZM159 200V201H160ZM180 200V199H179ZM192 200H193V198H192ZM260 200H258V201H260ZM145 201H148V200H145ZM144 201V202H145ZM176 202L178 201V200H175ZM195 200H193V202H194ZM97 202V201H96ZM96 202H95V204H96ZM144 202H143V204H144ZM186 202H184V203H186ZM196 202H197V200H196ZM207 202H209V201H207ZM34 203L35 204H38V205H40L41 203L39 202V201H36V199L34 200ZM142 203V202H141ZM198 203V202H197ZM204 203V204H205ZM188 204V203H187ZM191 204L193 205V203L191 202ZM203 204V203H202ZM203 204V205H204ZM1 205V204H0ZM53 205H55V207L57 208V207H59L60 206V203H54ZM140 205H142V204H140ZM201 204H197L196 205V203L194 204V208L195 207H197L198 206V208H199V206H200ZM205 205H207V204H205ZM4 206V205H3ZM2 206V207H3ZM94 206V205H93ZM139 206V205H138ZM144 206H146V205H144ZM183 206V205H182ZM189 206V205H188ZM188 206H186L185 205V208H187ZM204 207V206H203ZM205 207H208V205L207 206H205ZM204 207V208H205ZM0 208H1V206H0ZM27 208V207H26ZM25 208V209H26ZM34 208V207H33ZM94 208H95V206H94ZM145 208V207H144ZM192 208H193V206H192ZM202 208V207H201ZM36 209V208H35ZM40 209V208H39ZM197 208H195V209H193L192 211H190V212H195V210H196ZM200 209V208H199ZM206 210H207V208H205ZM204 209V210H205ZM5 210V209H4ZM8 210V209H7ZM29 210V209H28ZM181 210V211H182ZM191 210V209H190ZM203 209L202 210H196V212H197V214L199 215V212H201V213H203L202 211H204ZM205 210V211H206ZM1 211V210H0ZM3 211V210H2ZM12 211V210H11ZM17 211H19V210H17ZM30 211V210H29ZM71 211V212H72ZM76 211V212H75ZM147 211V210H146ZM151 211V210H150ZM187 211V210H186ZM199 211V212H198ZM204 211V212H205ZM5 213H6V211H4ZM3 212V213H4ZM7 212H10V210H8ZM13 212V211H12ZM12 212H10V213H12ZM28 212V211H27ZM27 212H25V214H24V216H28L27 215ZM31 212V211H30ZM30 212L28 213V214H30ZM47 212V211H46ZM50 212V211H49ZM48 212V213H49ZM52 212V211H51ZM50 212V213H51ZM144 212H145V210H144ZM20 213V212H19ZM19 213H17L18 215H19ZM37 213V212H36ZM41 213H43V212H41ZM54 213V212H53ZM208 213V212H207ZM6 214H9V213H6ZM22 214V213H21ZM32 214H34V213H32ZM40 214V213H39ZM39 214H36V215H39ZM59 214H60V212H59ZM189 214H190V216H189ZM205 214V213H204ZM204 214H202L203 216H204ZM0 215H3L2 213L0 214ZM15 215H16V213H15ZM15 215L13 216L12 215V217L13 218H15ZM42 215V214H41ZM43 215H44V213H43ZM48 215V214H47ZM52 215V214H51ZM145 215H146V213H145ZM144 215V216H145ZM198 215H196V216H198ZM202 215H200V216H202ZM208 216H209V218H211L210 217V215L209 214H207ZM206 215V216H207ZM5 216V215H4ZM22 216V215H21ZM20 215H19V218L21 217ZM24 216H22L23 218H27V217H24ZM32 216V215H31ZM54 216V215H53ZM194 216H195V214H194ZM200 216H198V217H200ZM205 216V217H206ZM6 217V216H5ZM11 217V216H10ZM9 217V218H10ZM45 215H44V219H45ZM57 217V216H56ZM60 217V216H59ZM58 217V218H59ZM76 217H77V220H79L78 218H81L82 220H86V219H88V221L90 222V221H92V224H90V225H87V226H85V225H83V222H82V224L78 227V231H80V232H78L77 233V237L76 236H72L73 237V239L71 238L70 240H66V237H68V236H64V231L66 230V228H68V226H70L69 225V221L71 222V221H73V220H75L76 219ZM88 217V218H87ZM116 217V216H115ZM12 218V219H13ZM28 218H30V219H32L31 217H28ZM49 218V217H48ZM51 218V217H50ZM49 218V219H50ZM86 218V219H85ZM89 218H91L90 220H89ZM194 218V219H193ZM208 218V217H207ZM54 219H55V217H54ZM60 219V218H59ZM130 219V218H129ZM158 219V220H157ZM21 220V219H20ZM34 221H36L35 219H33ZM58 219H56V225H57V222L59 221H57ZM131 221H132V223H137L138 221L137 220H135V221H137V222H133L134 220H132V219H130ZM143 220V219H142ZM200 220H202L201 219V217H200ZM204 220V219H203ZM203 220L202 221H200V222H202L203 223ZM211 220V219H210ZM209 220V221H210ZM14 221V220H13ZM17 221H18V219H17ZM80 221V220H79ZM88 221L86 220V222L88 223ZM130 221V222H131ZM45 222V221H44ZM81 222V221H80ZM141 222V221H140ZM143 222H144V220H143ZM142 222V223H143ZM194 222H195V225H194ZM205 222H206V224H207V222L208 221H206V219H205ZM48 223V222H47ZM53 224L55 223V221L54 222H52ZM72 223V222H71ZM78 223V222H77ZM129 223V222H128ZM131 223V224H132ZM142 223H140L139 224V222H138V226L139 225H141ZM199 223V222H198ZM49 224H50V222H49ZM89 224V223H88ZM55 225V224H54ZM54 225H50V226H52V227H49V228H51V229H53L54 230V228H53V226ZM56 225H55V227H56ZM75 225V224H74ZM130 224H127V226H129ZM137 224H135V226H136ZM145 225H143V226H145ZM194 225V226H193ZM199 225H201V223H199ZM205 225V224H204ZM204 225H201L200 226V231L198 230V228L197 229H195V230H198L199 231V233H201V229H202V232H204ZM25 226V225H24ZM67 226V227H66ZM132 226V225H131ZM131 226H130V229H131ZM135 226H133V227H135ZM142 226V225H141ZM202 226H204V227H202ZM207 227H208V225H206ZM72 227V226H71ZM71 227H70V229H71ZM137 227V226H136ZM197 227V226H196ZM199 227V226H198ZM202 227V228H201ZM23 228V227H22ZM26 227H24V230H26L25 229ZM76 228H77V226H76ZM137 228H139V227H137ZM147 228V227H146ZM155 228V229H156ZM51 229H49V230H51ZM74 229V228H73ZM127 229L129 230V227H127ZM133 229V228H132ZM135 229V228H134ZM141 229H144V228H141ZM140 229V230H141ZM148 231H150L151 230V228H149V226H148ZM147 229H145L146 231H147ZM205 229H207L206 227H205ZM23 230V229H22ZM27 230H28V228H27ZM32 230V229H31ZM34 230V229H33ZM69 230V229H68ZM127 230V231H128ZM52 231V230H51ZM131 231V230H130ZM133 231V230H132ZM143 232H141L140 231V233H139V239H142V240H144L148 235H146L147 233L144 231V230H142ZM152 231L154 232V229L153 230H151L150 232L152 233ZM192 231V230H191ZM194 231V230H193ZM192 231V233H194ZM208 231H210V230H208ZM207 231V232H208ZM1 232V231H0ZM27 232V231H26ZM31 232H33V231H31ZM129 232V231H128ZM137 232H139L138 230H137ZM137 232H136V234H137ZM37 233V232H36ZM52 233V232H51ZM130 233V232H129ZM129 233L128 234H126L127 236L129 235ZM132 233V232H131ZM141 233H143L142 234V236H141ZM206 233V232H205ZM153 234V233H152ZM156 234V233H155ZM159 234V236H161ZM194 234H196V232L194 233ZM194 234H192V235H194ZM198 234V233H197ZM207 234V233H206ZM92 235L94 236V237H96V239L98 240V242H97V244L95 245V247H93L92 249L90 248V246L89 247H87L88 246V244H89V239H91V238H93L92 237ZM131 235V234H130ZM134 235V234H133ZM36 236V235H35ZM135 236V235H134ZM134 236H133V238H134ZM137 237L135 238V239H138V235H136ZM141 236V237H140ZM153 236V235H152ZM155 236V235H154ZM157 236V235H156ZM215 236V235H214ZM219 236V235H218ZM217 236V234H216V237H214V239L212 240L213 242H216V241H218V237ZM2 237V236H1ZM34 237V236H33ZM37 237V236H36ZM46 237H47V235H46ZM129 237V236H128ZM131 237V236H130ZM162 237H163V235H162ZM162 237H160V238H162ZM192 237H196L195 235L194 236H192ZM220 237H221V235H220ZM41 238V237H40ZM192 239V240H189V239ZM1 239H3V238H1ZM38 239V238H37ZM75 239V240H74ZM138 239V240H139ZM149 240V239H151V235H150V237H147L144 241H146V240ZM184 239H185V241H184ZM195 239V238H194ZM199 239V238H198ZM197 239V240H198ZM44 240V239H43ZM72 240H74L73 242H72ZM92 240V239H91ZM126 240V239H125ZM130 240V239H129ZM131 240H132V238H131ZM134 240V239H133ZM133 240H132V242H133ZM147 240V241H148ZM196 240V239H195ZM192 241L193 242V244L191 245V246H188V247H186V248H188L189 250L190 249H194V247H196V246H202V242H200L199 240L198 241ZM67 241V242H66ZM137 241V240H136ZM135 241V242H136ZM143 241V242H144ZM146 241V245H144V243H143V248L142 249H140V247H141V245L142 244H140V241L138 242L139 244H140V247H139V245L137 244V245H135V242H133L134 243V245L135 246H137V247H139L138 249H140V250H148L149 251V247L147 246V244H148V242ZM149 241H151V240H149ZM161 241V240H160ZM60 242V241H59ZM136 242V243H137ZM142 242V241H141ZM163 242V241H162ZM162 242H160V243H162ZM191 242V243H192ZM213 242H209V244L211 243H213ZM45 243V242H44ZM67 243V244H66ZM91 243V242H90ZM128 243V244H127ZM126 244H127V246L129 245V242H127ZM176 243V244H177ZM18 242H17V248H15L14 247V245L16 246V244H12L11 243V246H13V249H12V247L10 246V243H7V245H9L10 246V248L13 250V255H17L20 251H21V249L23 250V247L22 246H20L19 245V248H18ZM69 244V245H68ZM95 244V243H94ZM130 244H131V242H130ZM154 244H155V241H154ZM164 244H165V242H164ZM208 244V243H207ZM6 245V246H7ZM32 245V244H31ZM67 245V246H66ZM166 245V244H165ZM165 245H160V246H162L163 248L165 247ZM167 245H169V247H171V245L170 244H167ZM172 245H173V242H172ZM174 245H175V243H174ZM178 245V244H177ZM85 247L86 249H82V250H77V248H81V247ZM126 246V250H130V248H128ZM134 246V247H135ZM147 246V247H146ZM150 246V245H149ZM179 246V245H178ZM181 246V245H180ZM264 246V245H263ZM8 247V246H7ZM49 246L47 245H45V247H44V251H49L50 249L48 248ZM82 247V248H83ZM133 247V246H132ZM136 247V248H137ZM152 247H155V246H153V244H152ZM151 247V248H152ZM168 247V246H167ZM168 247V248H169ZM190 247V248H189ZM191 247H193V248H191ZM30 248V250H31V252L35 255V257L36 258H42L43 256L41 255V254H39V253H37L36 251H35V249L32 247V246H30L29 245V247H28V249ZM90 248V250H88ZM150 248V249H151ZM166 248V247H165ZM164 248V250L163 249H161V247H160V249H161V253L163 252V251H165L166 249ZM172 248V247H171ZM171 248H170V250H171ZM175 248V247H174ZM176 248H178V247H176ZM175 248V249H176ZM197 248V247H196ZM125 249V248H124ZM135 249V248H134ZM137 249V250H138ZM155 248H153V250H154ZM175 249H173L172 251H174ZM125 250V252H127ZM136 250V249H135ZM152 249H151V251H153ZM163 250V251H162ZM169 249H167L165 252L166 253H164L163 252V255H161L162 257H167V258H171V260L172 259H174V260H179V262H180V260H181V258L184 256H186L185 254H186V251H187V249H180V250H178L177 249V251H175V253H173L172 251H170ZM78 252L79 251V253H76V252ZM132 251H134V250H132L131 249V252ZM144 251V252H145ZM194 251V250H193ZM192 251V252H193ZM262 251V255H261V258H264V251L263 250H261ZM138 251H136L135 253H137ZM147 252V251H146ZM145 252V253H146ZM191 252V253H192ZM193 253H195V252H193ZM128 253H126V255H127ZM131 254V253H130ZM129 254V255H130ZM41 255V256H40ZM128 255V256H129ZM132 255H134V253L132 254ZM191 255V254H190ZM160 256V257H161ZM193 256V255H192ZM195 256V255H194ZM187 257V256H186ZM188 258H190L189 256H188ZM196 258H197V254H196ZM183 259V258H182ZM185 259V258H184ZM192 259H194L195 260V258L194 257H192ZM87 260H89L88 262H87ZM173 260V261H174ZM186 260V259H185ZM162 261V260H161ZM182 261V260H181ZM187 261V260H186ZM196 261V260H195ZM195 261H193L194 263H196ZM197 261H198V259H197ZM166 262V261H165ZM171 262V261H170ZM175 262V261H174ZM173 262V263H174ZM178 262V263H179ZM250 262V261H249ZM167 263V262H166ZM172 263V264H173ZM182 263V262H181ZM180 263V264H181ZM92 264V263H91ZM169 264V263H168ZM174 264H176V263H174ZM182 264H184V261H183V263ZM185 264H187V262L185 263ZM189 264V263H188ZM191 264H192V262H191ZM249 264H254V263H252V262H250Z\"/></svg>","mask_w":264,"mask_h":264},{"label":"crops","instance_id":"3","mask_svg":"<svg viewBox=\"0 0 264 264\" xmlns=\"http://www.w3.org/2000/svg\"><path fill=\"white\" fill-rule=\"evenodd\" d=\"M53 11H54L55 15L57 14L56 16H58L59 19H60V16H62L61 19L64 18L65 21H69V23L72 22L74 26L76 25V21H74L75 17H73L74 15H72L73 14L72 12H71L72 14L71 13L69 14V12H70L69 10H67V11L61 10L60 11V5H59V6L54 7ZM65 12L69 15H66ZM1 13L5 16V8L0 9V14ZM63 13H65V14H63ZM67 16H70V17L67 18ZM71 17H73L72 18L73 20L71 19ZM66 18L71 19V20H67ZM64 19H63V21H64ZM72 23H70L71 26H73ZM8 25H9V27H12L11 23H9ZM91 32L92 31L86 30V32L84 33V36L89 37L91 35ZM118 43L119 44L115 43V41H114V43H113V41L111 42V46L113 44L112 47H115L116 44L118 45V46H116L117 49L114 48V49H116V51L118 50L117 51L118 53H116V55H115L113 48L110 45H108L110 43L101 42L102 49L104 50L103 52L105 54V63H106V66H104V68L106 69V71L104 69V79L106 78L105 82H108L112 94L117 97L118 105L123 112V118L121 119V124H120L121 126L119 125L120 131L118 130V132H117V135H118L117 137L120 138V141L118 138L119 144L121 143V145L123 147L122 149L125 150V152L128 155H130L129 156L130 157V164L136 166L142 159L145 158L146 154L149 153L147 151L148 150L150 151L151 146L154 144L153 140H155L156 137L158 136L157 133H158V131L160 132V127H161V123H162V122L157 123V118L159 117V114H160V112H158V111H162V110L154 111L155 108L158 109L159 107H161L162 103L159 102L161 99L160 98L158 99V96L154 97L153 96V95H155L154 93L152 95L153 97L147 96V94L143 95L144 90L146 88H147L146 92H150L147 90H152L150 93L155 91L154 89L159 91L160 90L159 87H161V85H164L163 83L165 81H167V79L170 78V76L172 75V74H170V76H169L168 73L173 72L172 70H174L173 68H175V67H172L171 68L172 70L170 69L171 72H169V71L167 72L169 77L167 76V74H166V76L168 78L165 77L166 72L162 73V74L159 73L160 72L159 70H161L160 67H158V68L152 67L151 69H150V67L149 68L147 67L148 70L144 69L145 70L144 71L143 69L139 68L136 65L132 68V65L130 66L129 64L126 63L129 68L130 67L132 68V69L130 68L131 69L130 70V69L126 68V64L124 62H123L124 65L122 62H120V57H119V55H120L119 53L121 51H130V49H128V46H126L127 47L126 48L125 44H120V42H118ZM58 45H59L58 43H54V44L51 43V45L48 44V45L41 47V49L43 51H47L52 56L51 61L54 63V65L50 68V70H52V71L60 70V75L61 74L70 75V72H71V74L74 75V71H73L72 67H67V66L57 67V64L59 62H61V60H63V58H64L62 55L63 53H60L61 50H60V47ZM109 49L111 50V54H113V56H115V58L112 57ZM131 51H132V48H131ZM56 54H57V57H56ZM53 58H54V60H53ZM186 59H188L187 56H186ZM186 59H185V61H186ZM115 60H116V62H112ZM109 61H111V62H109ZM180 61H183L180 63H185L184 58H182ZM105 63H104V65H105ZM110 63H113L112 65H114V68ZM117 63H118V66H117ZM108 65H109V67H108ZM201 65L203 66L204 64H197L195 66L198 69V67H202ZM115 67L116 68L118 67L117 68L118 70H120L121 68L122 69L120 71H118ZM119 67H120V69H119ZM112 68H113V71H112ZM115 69L117 70V72ZM149 69L151 71L157 69L156 70L157 72L156 71L150 72ZM114 70H115V72H114ZM122 70L123 71L129 70L130 72H127V71L123 72ZM132 70L133 71L135 70V71L133 72ZM137 70L138 71L140 70V72H137ZM141 70L143 72H141ZM146 70L149 71L151 74L146 72ZM121 71L123 74L118 73ZM105 72H106V74H105ZM126 72L129 74H127ZM153 72H155L157 76L160 74L163 78L160 77V75L157 77L155 75V73L153 74ZM141 73H143V74H141ZM144 74H147L148 76H146ZM163 74H164V76H163ZM160 78L162 81H160ZM164 78H167V79H164ZM60 80H61V78H60ZM169 81H170V79L167 81V83ZM182 81H184V80H182ZM61 82H60V107H57L55 109L48 108L44 112L45 116H48V115H50L52 117L58 116V119L56 122H54L51 119L45 120V122L49 123L50 125H59L60 126V176H62L61 178H63L64 175L66 176L62 179V182L60 180V193L56 194V196H54L52 198H50V197H46V198L44 197L43 198L45 203H53V204L54 203H60V206L57 208L54 207L53 205H47L46 204V206L49 209H51L52 211H60V221H59V224L57 225V227H55L53 242H55V240H56L59 228L61 231V226L65 222H67L69 217H71V215L73 213L72 210H82V209L84 210V208L85 209L93 208L94 207L93 205L96 201L99 202L102 200L105 192L109 189L108 186L112 185L109 183L108 185L105 186L104 185L105 183L104 184L101 182L99 183L97 176H95V175H97V174L102 175L103 174L101 177L102 178L101 180H103V182H105V179L103 178V176H107L108 174H110V166L106 163V161H104L103 155H101V153L92 150V147L89 144V141L85 138L86 137L85 136L86 135V131H85L86 127L88 128L91 126L92 127L95 126L97 128V125H96L97 123L95 124V122H94V119L97 120V118H94L95 114L92 113L93 109H91L92 107H94L95 104L93 106L90 105L91 102L93 103V99H92V97H90L88 91H86V90L81 91L79 89L80 91L79 90H72V92H71L68 84H66V82L64 83V81H63V84ZM179 83H182L181 80H179ZM165 85H167V84L165 83ZM142 88H143V90H142ZM164 88H165V86H164ZM75 91H77V93H75ZM141 91L143 93H141ZM159 92L163 93V95L162 94L161 95L164 97V94L166 92L163 91V89H161ZM65 94H66V96H65ZM167 98H168V96L165 97L166 100H167ZM154 101L156 102V104L159 102L158 107L153 106V105H156ZM94 102H95V100H94ZM118 105L115 104V111H116L117 115H119V113H120ZM90 106H91V108H90ZM145 106H147V107H145ZM162 108H163V105H162ZM77 109H78V111H76ZM90 109L92 110V112L90 111ZM144 110H148V111H146V113H148V114H146ZM163 111H162V113H164ZM68 113H70V114L67 115ZM165 116H166V114L164 113L163 117H165ZM142 117H144V118H142ZM163 117L161 118V120L164 119ZM144 119H147V120H144ZM161 120L159 118V121H161ZM145 122H147L146 125H145ZM172 124L175 126V122H173ZM169 137L171 138V136H169ZM169 137H167L166 139H170ZM147 146H149V147H147ZM147 148H148V150H147ZM160 148H161V145L159 144L157 146L158 151H160ZM82 157H85V158H82ZM156 167H157V162H152L151 168L154 169ZM152 173H148V180H150L149 178H151ZM82 180L83 181L87 180V183L82 184L81 183ZM148 182H146L147 188H145V190L143 192L144 194H142L144 196V198H143V196H141V198H143V200L145 199L146 191L149 190V183ZM141 198L139 199L140 202H138L139 206L136 205L132 209L131 213H129V214H117V215H115L116 217L114 216V220H115L114 222L118 226L117 227V228H119L118 231L120 232L121 238L123 240L133 238L134 235H135L134 238L137 237L136 235H138V238H139L140 231L137 232V227H136L137 225L135 226V224H137L140 221V219L138 218V210L140 209V206H141L140 204H142ZM103 200H104V198H103ZM129 218L134 220L133 222H137V221L138 222L134 224V223H132V221ZM135 220H137V221H135ZM127 224H130V225L127 226ZM130 226L133 228L132 229L133 231L132 230L130 231ZM133 226H135V227H133ZM127 227H129V230L127 229ZM49 229H51V228H49V227L46 229L44 228L45 232L48 231V233L46 234L47 237H46L45 233H43V232L41 233V235H39L38 239H40V246L41 247L44 246L45 241L49 242V239H50L49 236L52 234L51 233L52 229L51 230H49ZM136 232H137V234H136ZM141 232H143V231H141ZM128 233H129V235H128L129 237L126 235ZM142 234L143 233H141V236H142ZM92 237L93 238H91V239L93 240V244L95 243L94 244V246H95L97 244L98 240L96 239V237H94V236H92ZM126 246H127V244H125V246L123 247V250H124L123 252H124V256L126 257L125 259L127 260V262L129 264H146L147 260L152 261V264H160L161 263L160 262L161 257H162L161 255H163V252L166 253L165 252L166 250L161 253L160 248H155L154 250L152 249L153 251H150L149 253H145L146 252L145 250H144L145 251L144 252L143 250L138 249V247L136 248V247H132L130 245L127 246L128 248H130V250H126L127 249ZM131 249L134 251L131 252ZM125 250L127 252H125ZM172 250L173 249H171L170 251H172ZM136 251H138V252L135 253ZM175 251H177V249H175L172 252L175 253ZM126 253H128V254L126 255ZM133 253H134V255H132ZM165 258H167V257H165ZM84 264H86V263H84ZM147 264H150V263H147Z\"/></svg>","mask_w":264,"mask_h":264},{"label":"flooded vegetation","instance_id":"4","mask_svg":"<svg viewBox=\"0 0 264 264\" xmlns=\"http://www.w3.org/2000/svg\"><path fill=\"white\" fill-rule=\"evenodd\" d=\"M38 228H40V226H38ZM40 232H41V233H42V232L45 233L44 229L40 230Z\"/></svg>","mask_w":264,"mask_h":264}]
</instances>
